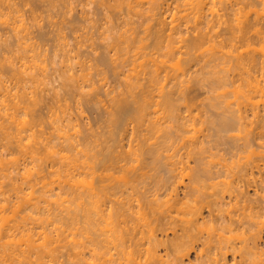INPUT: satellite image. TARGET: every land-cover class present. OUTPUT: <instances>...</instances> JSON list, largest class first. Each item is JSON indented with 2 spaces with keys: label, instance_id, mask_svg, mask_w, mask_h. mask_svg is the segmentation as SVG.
<instances>
[{
  "label": "rangeland",
  "instance_id": "obj_1",
  "mask_svg": "<svg viewBox=\"0 0 264 264\" xmlns=\"http://www.w3.org/2000/svg\"><path fill=\"white\" fill-rule=\"evenodd\" d=\"M8 1V2H7ZM10 1L12 2L11 4H10ZM27 1V2H26ZM25 2H24V0H5V5H4V3H3V7L2 6H0V49L2 50H0V60L1 61H3V62H0V64L1 63H3V66H1L0 67V83H2L3 85L0 87L1 89H2V87L4 86V88H6V90H8L9 88V91H8V93H9V95L10 96H8V99H6V98H4V97H7L6 96V94H8V93H5L4 95H0V97H2V96H4V97H2L3 98V100H2V104L1 105H3V103H5L4 105H6V103H8L6 106H9L10 104V106L8 107V112H9V110L12 108V106H14V105H12V103H11V101H9V100H12L13 101V99H14V97L15 96H17V94H18V96H17V98H18V102H20L21 100H22V94L23 95H25V96H23V98H25V97H28L27 99H29V100H31V104H30V102H27L28 104H30L31 106H34L33 108L30 106V109H28L29 108V105L25 102V101H27V99L25 100V101H23L24 102V104H22L21 103V105L19 106V108H22L25 104L27 105H25L24 106V108L25 107H27V109L28 110H31L32 111V109H33V111L35 110V112H34V114H32L33 113V111H32V113H30V111H28L27 109H26V112H25V115L23 114H21V111H17V110H15L14 112L17 114L18 112L21 114H19L20 115V117L19 116H17L18 118L17 119H23L24 121L25 120H27L28 118H29V120L31 121V119H30V116L32 115V117L33 118H36L37 117V115H38V117L39 116H41V122H43L44 121V123L42 124V123H38V126H39V129L41 128V127H44V128H41L42 130H43V133L41 134V132L39 133L38 131H39V129H37L38 128V126H37V124H35L34 125V127L36 126V130H38L37 132L39 133V135H38V133L36 134L37 135V137L35 136V139H37L38 138V136H39V140H37V141H43L42 140V136H40V134L41 135H43V139H44V137H48V136H50V134L49 133H51V128H50V125H51V127L52 126H54L53 127V133H55L56 132V126H55V124H54V118H55V116L56 115H58V117H59V119L64 115L65 116V113L66 112H69L68 114H70V115H72V116H70V117H73V118H71V121H70V123L73 121V123L74 124H76V123H78L75 127H74V124L73 123H71V124H73V131H69V132H67V133H65V135L67 134V136L69 135V134H71V135H69V136H72L71 138H77L78 136L77 135H79V141H77L78 143L80 142V144L82 143L83 144V141H84V139L86 138V135H88L87 137H89L90 136V138L92 139V141H94V136L95 135H97V133L96 132H99L100 131V127H101V125L102 126H104V125H106V124H104L103 125V123H104V121H105V119H106V117H105V115H107L109 112H112V111H110L111 109V105H110V101H112L113 99V97L115 96V97H117L118 96V93H122L121 91H122V89L124 88V84H125V82H123V81H125L124 79H125V77H123V74H124V76H125V74H126V71H127V69H129L130 68V65H128V66H126V64H125V66L127 67V69H126V67L125 66H123L122 65V63H123V59H125V55H128L129 57L133 54L132 52H133V50L132 49H130V48H127V47H129L128 45H130V44H128L127 43V47H123V46H126V45H122L123 44V42L122 41H120L119 40V38L120 39H122V37H124L125 39H126V41H127V38H126V34H127V36L130 34L131 35V33L133 32V28L135 29H137V30H134V33L136 34V33H138L136 36H134V37H139V34H140V37L142 36V35H145L146 33H145V31H144V33L142 32L143 31V29H146V27H148V26H153L154 24L153 23H155L153 20L151 21V18H149V16L152 14V13H150V15L147 17V18H149V19H146V15H143L142 16V12L144 11L143 9H144V6L147 8L148 7V5H156V3H158V2H162V3H158V4H160V5H162V6H159V9H160V12L163 14H161L160 12H159V15L161 14L162 16L160 17L159 16V18L160 19H162L163 18V20H161V21H163V22H168L169 24L171 23V21H172V17L175 19V23L177 24V22H178V19L180 18V16H183L184 15V11H186V10H188L187 8L188 7H186L185 9H184V1H176L177 3L176 4H174L175 2H173V1H175V0H173V1H171V0H169V2H168V0L167 1H164V0H159L158 2H157V0H152L153 2H151L150 0H146V2H145V0H139V1H137V0H133L132 2H137V4L138 5H140L139 7L141 8V5L143 6L141 9L143 10H138L139 12H137L136 11V7H138V6H136V5H133V6H135V10L134 11H132L131 10V12H130V14L129 13H127V11L128 10H130V9H132V8H130V9H128L127 8V5L126 4H128V2H125L126 4V6H124V3H121V0H26ZM28 1H30L29 3H28ZM110 1V2H109ZM118 1V2H117ZM217 1V0H216ZM221 0H219V2H220ZM238 1H245L244 3L243 2H241V4L238 2ZM230 0V1H228V0H222L220 3H218V1L215 3V0H213V2L215 3H213V7H214V9L213 10H218L217 12L219 13V14H217V12L215 11V14H211V12L213 11H205V15L204 16H202L201 17V19L203 18V17H205V18H208V19H202V20H198L197 22L199 23L200 22V24H197V22H195L196 23V25H195V23H193V22H191V21H189L190 23H189V25L186 23V24H183L184 23V21H185V19L183 18L182 20V22L180 21L179 23L181 24L179 27H182V25H183V28H179V32L181 31V33L182 34H178L177 36H175V39L177 40V42H176V40H175V43H177L178 44V46L179 45H181L182 43V46L184 47V49L186 50V48H185V45L188 43L186 40L187 39H189V38H193L194 36H196V32L195 31H197V29H201L202 31H204V32H209V34L214 38V34L215 33H217V35H218V37L215 35V38L213 39L212 37H210L211 39H213V41L215 42L214 43V45H215V48H214V46H212L211 47V43H213V42H206V44L205 45H203V47L202 46H200L199 47V49H193V50H191L190 52H192V51H194L195 50V52H194V55H196L197 54V56H194L193 55V53H190V54H192V55H190L189 56V61H187V62H185V58H188V54H185L186 52L184 51V52H181L182 54H183V57H184V59H182L183 57L182 56H180V54L181 53H179V54H177V56H180V57H182L181 59H182V63H184L186 66H184L183 68L185 69V68H187L188 69V71L186 72V71H184V73H183V77L182 76H180L179 77V79L180 80H178V82H175V81H177V79L175 78L174 79V76H173V78L171 77V80H169L168 79V81H169V83H168V81L167 80H164L165 81V83H164V81L162 80V84H164V87L166 88L167 86H168V88L167 89H169V87H171V86H173V88H175V89H172V87H171V89H172V91H171V89H169V90H167V89H165V91H163V92H167V91H170L171 92V94H170V101H171V99H175V101L174 102H176L177 104H174V102H173V107H175L174 108V110H177V108L179 109L180 108V110L178 111L177 110V113L176 114H178V113H180V111L182 112L181 114H179V117H180V115H181V117H183L184 115V117L183 118H187V121L184 119V121H186V122H192V123H189L190 125H188V127H187V129H186V132H184V133H180V131H176V127H175V123H173L172 121H174V120H172L171 119V123L172 124H174L172 127H173V129L175 130L174 132H173V130H171L170 128H169V126L171 127V125L172 124H170V118H169V116H168V113L166 114V112H164L165 110V105L163 104V106H161V107H163V109H161V107H159L160 109L158 110V107L157 106H155L154 108H157V110L158 111H156V113L154 114V113H152L151 114V117H153L152 119H154V117L156 118L158 115H161V116H158L160 119H158L159 120V122H161L160 123V125H162V128L160 127L159 129L161 130H156V133H155V130L153 131V132H150L151 134H149L148 132H146L147 133V137H149V143L151 142V143H153V141L154 140H156L157 139V137H159L158 139H160L161 141L165 138V137H170L171 138V136H172V138H171V142L173 143V144H169V142H168V146L167 147H165V149L164 150H161L162 152L164 151V154H166L165 156L163 155V154H161L162 155V157H163V159L162 160H164V162H165V159L164 158H166L167 156L169 157V158H171V157H173L172 159H171V161L172 160H176V161H179V160H177L178 158L180 159H182V162L184 163V166H183V163H180V165H177V167L179 166V168H180V166H182V168L183 167H185V169L187 170H185L186 172H184V174L186 175V177H187V179H186V177H184L183 178V183H185L184 185H181V186H179L180 188H178V189H176V191H177V193H176V195H178V196H180V197H178L177 198V200H181V199H183L184 197H183V194H185V185H187V187H186V193L187 194H189V196L188 195H186V196H188V197H190L191 195H193V193H198L199 191H201V192H199L200 194L201 193H203L202 195H204V196H202V195H200L199 193V195L197 194H194V196L196 195V196H199V197H201V200H200V198H198V199H196L197 197L195 196V198H193V196L192 197H190V200H189V198L187 197H185L183 200L184 201H186L187 202V200L186 199H188L189 201H190V203H188L187 202V204H190L191 206H193V208H195V204H196V207L198 206L197 204H199V206L197 207V208H199V211H200V207H202V205L200 204V203H198V202H204L205 201V196H207L206 198L208 199L207 201H205L204 203H202L203 204V206H205V205H208L206 208L205 207H202L201 208V211H200V213H201V215L199 214V213H197L196 215H198L197 217H196V215H194V216H191L190 217V219H193V218H196V220L198 221V224H199V228H201L199 231H197V236L200 234V233H202V238L201 237H199V239L201 240L200 242H197L196 243V245H195V249L193 248L191 251H190V253L188 254V256L185 258V264H196L197 262L195 261L196 259H194V258H196L195 257V255H196V253H198V251L199 250H202L203 249V253H205L204 255H206V256H208V258H210V261H212L211 263H214L213 262V260L215 259H217L218 258V260L221 262V263H223L224 261L223 260H225L228 264H234V261H232V262H230V260H231V257H234V256H232V254H230V253H228L225 257H223V255L222 256H220L219 254H220V251L218 252V250L217 249H219V248H215V247H211V252H210V248L209 249H207L204 245H202L203 244V242L202 241H208V240H210V241H214V243L215 242H217V244H218V242H219V240H220V242H222V243H219L218 245L220 246V245H224V246H228V245H231V246H233L234 244L235 245H237L236 247H239V244L240 245H242V240H240V239H242L241 238V236H244V235H246V236H248L247 234H241V232H242V230L241 229H235V230H233L232 231V229H234V227L232 226V229H231V231L229 232H226L227 230H221L220 228L218 229V225H219V221L221 220V217H228V219H230V218H232L233 220H235V219H237V216H238V218H240L241 220L243 219V218H241V217H243L244 215L243 214H245V216L246 217H244V221L245 222H247V220H248V223H251L252 224V221H253V223H256L255 225L254 224H252V225H254V226H256V225H258L259 227H257L256 226V228L254 227V226H252L251 225V231L250 230H248V234H249V237L251 236L250 235V232H251V234H253L252 232H253V228L255 229L254 231H256V233H254V235L256 234V236L258 237L257 238V243H258V248H259V250H261V253H258L257 254V256H255L254 255V258L256 257H258L257 258V260H259V262L258 263H256V258L254 259L252 256H251V258H249L248 259V261H246V264H248V262H250L251 260H252V258H253V260H254V264H262L263 262L262 261H264V206H263V202H261V204L260 205H258V202H257V204L256 203H254L255 202V200H257V201H260V200H258V198H260L261 199V196H262V198H263V195H264V190L262 189V186H261V184L263 185V180H261L262 178H264V109H263V105H264V96H260V95H263L264 94V90H261V88L262 89H264V87H263V84H264V81H262V80H264V78L262 79V76L261 75H263L264 73V68L262 69V67L261 66H264L263 65V63L260 65V67L259 66H257V68L259 67V69L260 70H258V72L260 71V73H259V75H258V72L256 71V75H257V77L256 78H258V77H260L261 76V79L260 78H258L260 81H258V82H256L257 84L256 85H258V83L260 82V84H259V86L260 87H258L257 86V88L256 89H253V88H255L254 87V85H255V82H254V80H251V81H253V82H251V84H249V85H251L252 86V88H251V86H248V83H247V78L245 79V81L243 80V78L242 77H245L244 76V74H243V76L241 75V73H244L243 71L242 72H240L239 71V68H242V67H240L239 65L236 67V65L234 64L233 65V63L234 62H232V63H229L230 62V60L228 59V58H232L231 56V54H230V51L232 50L233 52H234V47H232L231 45H229L228 46V44H230V43H227V39H229V37H230V35H231V31L232 30H229V27H226V24H228V23H226L225 25H223L224 23V20H225V22L226 21H228V22H230V21H233V22H230L231 23V25L230 24H228V26H230L231 28L230 29H234L235 30V28H237L238 27V25H240V24H243L244 22H246V21H244L245 19L243 18V17H247L248 19H250L249 21L250 22H253L254 21V19H258L259 18V21L258 20H255L254 22H262L260 25L261 26H263L262 28H264V0H259L258 2L256 1V0H254V2L255 3H253V4H255V5H253V6H251L252 4H251V2L249 3V4H251V5H249L248 4V0H247V2H246V0ZM252 1V0H251ZM6 2H7V4H6ZM45 2V3H44ZM114 2V3H113ZM130 2H131V0H130ZM136 2L134 3V4H136ZM145 2V3H144ZM149 2L151 3V4H149ZM155 2V3H154ZM169 3V5H167V3ZM179 2H181V3H179ZM182 2H183V4H182ZM231 2V3H230ZM237 4V6H236V4ZM253 2V1H252ZM9 3V4H8ZM25 3V4H24ZM28 3V4H27ZM33 3H34V5H33ZM36 3V4H35ZM104 3V4H103ZM118 3H119V5H118ZM140 3V4H139ZM142 3H144V4H147V5H144V4H142ZM153 3V4H152ZM171 3V4H170ZM182 5V7H180V5ZM224 3V4H223ZM228 3H230V5L228 4ZM238 3L240 4V5H238ZM245 3H247V5L250 7V8H254V9H256V11H257V13H255L256 11H253L255 14H253V12H251V10H249L250 8L247 6H245ZM32 4V5H31ZM67 4V5H66ZM114 4V5H113ZM218 4H220V5H218ZM6 5H8V6H6ZM102 5H103V7H102ZM172 5V6H171ZM177 5L180 7L179 8V11H180V15H178L179 14V11H178V13L177 12H173L172 10H174L175 9V11H176V8H177ZM222 5V6H221ZM223 5H225V6H223ZM227 5V6H226ZM229 5V6H228ZM233 5V6H232ZM169 7L170 9H172L173 7V9L172 10H169V9H167L166 7ZM211 6V8H212V4L210 5ZM215 6H218V7H215ZM231 6H232V8H233V10H232V8H231ZM235 6V7H234ZM244 8H243V7ZM8 7V8H7ZM67 7V8H66ZM104 7L106 8L105 10H104ZM122 7V8H121ZM123 7H126L128 10L126 11V8H124L123 9ZM161 7H163L162 9H161ZM176 7V8H175ZM226 7V8H225ZM229 7V8H228ZM166 8V9H165ZM219 8V9H218ZM224 8V9H223ZM235 8V9H234ZM238 8V9H237ZM239 8H240V10H239ZM243 8V9H242ZM2 9V10H1ZM12 9V10H11ZM123 9V10H122ZM226 9V10H225ZM242 9V10H241ZM253 9V10H254ZM4 10V11H3ZM69 10V11H68ZM122 10V11H121ZM169 10V11H168ZM178 10V9H177ZM182 10V11H181ZM184 10V11H183ZM225 10V11H224ZM232 12V13H230V11ZM238 12H237V11ZM136 11V12H135ZM142 11V12H141ZM165 11V12H164ZM234 11V12H233ZM236 11V12H235ZM241 11V12H240ZM249 11H250V13H249ZM3 12V13H2ZM68 12V13H67ZM119 12V13H118ZM126 12V13H125ZM129 12V11H128ZM133 12H135L134 14H133ZM145 12V11H144ZM158 12V11H157ZM164 12V13H163ZM182 12V13H181ZM188 12V11H187ZM186 12V13H187ZM228 12V13H227ZM240 12V13H239ZM248 12V16L247 15H245V13H247ZM8 13V15H5V14H7ZM13 13V15H11ZM15 13V14H14ZM118 13V14H117ZM138 13V14H137ZM173 13H176L175 15H178V17H174L175 15H173ZM185 13V14H186ZM237 13V14H236ZM243 13V14H242ZM4 14V15H3ZM10 14V15H9ZM145 14V13H144ZM147 14V13H146ZM183 14V15H182ZM209 14H211V16H209ZM217 14V15H216ZM221 14H222V16H221ZM234 14V15H233ZM240 14H241V16H240ZM3 15V16H2ZM126 15V16H125ZM148 15V14H147ZM216 15V16H215ZM219 15V16H218ZM237 15H239V16H237ZM254 15V16H253ZM257 15H259V16H257ZM145 16V17H144ZM226 16V17H225ZM230 16V17H229ZM243 16V17H242ZM7 18V19H5V18ZM220 17V19H218L217 20V18H219ZM222 17V18H221ZM229 17V18H228ZM242 17V19H243V21L244 22H241L242 20H240V18ZM255 17V18H254ZM14 18V19H13ZM142 18V19H141ZM144 18V19H143ZM152 18H154V16L152 17ZM155 18H158V15H156L155 16ZM165 18V19H164ZM176 18H177V20H176ZM213 19L214 21L213 22H215L214 24H216L215 26H214V24L212 25V21L210 22L209 21V19ZM236 18H239V20H238V23H240V24H236L237 23V20H236ZM254 18V19H253ZM16 19V20H15ZM171 19V20H170ZM211 19V20H212ZM236 21H235V20ZM247 19V20H248ZM251 19H253V21L251 20ZM262 19V20H261ZM7 22H6V21ZM12 20V21H11ZM17 20H18V22H17ZM73 20V21H72ZM127 21L126 23H124V22H122V21ZM147 20H149L148 21V23H147V26H146V22H147ZM164 20H166V21H164ZM179 20H181V18L179 19ZM207 20V22H208V25H205V24H203L201 21H206ZM230 20V21H229ZM261 20V21H260ZM170 21V22H169ZM219 21V22H218ZM240 21V22H239ZM6 22V23H5ZM13 22H14V26H13ZM24 23V25H22L23 23ZM120 22H122V23H120ZM145 22V23H144ZM153 22V23H152ZM210 22V23H209ZM217 22V23H216ZM22 23V24H21ZM70 23V24H69ZM150 23V24H149ZM201 23H202V25H201ZM218 23H222V25H220L219 26V24ZM235 23V24H234ZM72 24L74 25V26H72ZM118 24H120L121 26H119ZM122 24H124V26L122 25ZM153 24V25H152ZM167 24V23H166ZM232 24L235 26V28H234V26H232ZM263 24V25H262ZM16 25V26H15ZM26 25V26H25ZM71 25V26H70ZM77 25V26H76ZM128 25V26H127ZM185 25H188L187 26V28H186V26ZM196 26V27H198L196 30H195V28H194V26ZM200 25V26H199ZM12 26H13V28H14V30L13 29H11L12 28ZM19 26H20V28H19ZM23 26H25V27H23ZM130 26H133L132 28L130 27ZM146 26V27H145ZM193 26V27H192ZM203 26V27H202ZM208 26H211V27H207L208 28V30H206L205 31V29H207L206 27ZM216 28H214V27ZM258 26H259V24H258ZM11 27V28H10ZM18 28V29H16V28ZM22 27H23V29H22ZM47 27H48V29H47ZM220 27V28H219ZM240 27V26H239ZM260 27V26H259ZM38 28V29H37ZM40 28V29H39ZM59 28V29H58ZM62 28V29H61ZM129 28V29H128ZM131 28V29H130ZM184 28H186V29H184ZM192 28H194L193 30H192ZM213 28H214V30H213ZM218 28H219V31H218ZM226 28H227V30H229L228 31V33H224L223 31H225L226 30ZM24 29L26 30V31H24ZM45 29H46V31H45ZM61 29V30H60ZM69 29V30H68ZM73 29V31H71ZM119 29H120V31H119ZM139 29H142L141 31L139 30ZM152 29V28H151ZM182 29H184V30H182ZM211 29V30H210ZM9 30H11L10 32H9ZM28 30V31H27ZM41 30H43V31H41ZM52 30V31H51ZM57 30V31H56ZM122 30V31H121ZM132 30V31H131ZM195 30V31H194ZM214 32H213V31ZM217 30V31H216ZM223 30V31H222ZM226 30V31H227ZM15 31H18V32H15ZM29 36V37H31V38H29L24 32ZM46 32V34H45V32ZM130 31V32H129ZM137 31V32H136ZM185 33V34H183V32ZM13 32H14V34H13ZM30 32V33H29ZM122 32V33H121ZM124 32V33H123ZM125 32H127V33H125ZM139 32H141V33H139ZM147 32V31H146ZM219 32H221L220 34H219ZM223 32V33H222ZM20 33V34H19ZM42 33L44 34V35H42ZM54 33H55V35H54ZM114 33V36H112V34ZM119 33H121V35L119 34ZM143 33V34H142ZM167 33V32H166ZM214 33V34H213ZM12 34V35H11ZM18 34V35H17ZM22 34H24L23 36L25 37H28L29 39H27V38H24V41H26V39L32 44L33 43V45H31L32 47L34 46V44L37 46V48H36V52L37 51H39L38 53H37V55H38V58H37V56H34L33 58L35 59H33L29 54H31L32 55V53L33 52H30L29 51V53L28 54H26V53H21L22 52V50H23V44L22 45H17V43H16V41L17 40H21V38H22ZM37 34V35H36ZM60 34H62V35H60ZM84 34V35H83ZM123 34H125L124 36H123ZM188 34H189V36H188ZM193 34V35H192ZM230 34V35H229ZM15 35V36H14ZM39 35H40V37H39ZM42 35V36H41ZM59 35V36H58ZM72 35H73V37H72ZM116 35V36H115ZM183 35V36H182ZM222 35H223V37H222ZM229 35V36H228ZM47 36V37H46ZM54 36V37H53ZM71 36V37H70ZM79 36H81V37H79ZM84 36V37H83ZM87 36V37H86ZM146 36V35H145ZM144 36V37H145ZM182 36V38L184 37L186 40V42L183 40V42L181 43L180 42V40H179V38ZM187 36V37H186ZM208 37H209V35H207ZM226 36V37H225ZM247 36H248V33H247ZM20 39H19V38ZM43 37V38H42ZM45 37H46V39H45ZM57 37V38H56ZM79 37V38H78ZM133 37V38H134ZM11 38H13V39H11ZM72 38V39H71ZM74 38V39H73ZM76 38L77 39H79V40H76ZM81 38H82V40H81ZM90 38H92V39H90ZM115 38V39H114ZM118 38V39H117ZM178 38V39H177ZM183 38V39H184ZM191 38V39H192ZM216 38H218V39H216ZM35 39V40H34ZM47 39H49V40H47ZM60 39V40H59ZM62 39V40H61ZM65 39H66V41H65ZM85 39V40H84ZM87 39V40H86ZM124 39V40H125ZM128 39H132V36H131V38H130V36H129V38ZM181 39V38H180ZM219 39H221V40H219ZM254 39H259V38H253V40ZM31 40V41H30ZM44 40H45V43H44ZM47 40V41H46ZM59 42H58V41ZM73 40V41H72ZM89 40V41H88ZM93 40V41H92ZM109 40V41H108ZM130 40H128V41H130ZM179 40V41H178ZM227 40V41H226ZM253 40H252V44H250V46H249V48H251V47H253V48H255V49H257L258 51L260 50L259 48H260V45L262 44H264V40H263V43H262V40H261V42H259L258 40H254V41H258V44L256 43V42H253ZM27 41V42H28ZM35 41H36V43H35ZM39 41V42H38ZM56 41H57V43H56ZM77 41V42H76ZM90 41H92V42H90ZM108 41V42H107ZM113 41V42H112ZM127 41V42H128ZM189 41V40H188ZM16 44H15V43ZM18 42V41H17ZM22 42V41H21ZM29 42L27 43V44H29ZM42 42V43H41ZM75 44H74V43ZM78 42H81V43H79L78 44ZM88 42V43H87ZM112 42V43H111ZM115 42V43H114ZM117 42H118V44H117ZM120 42L122 43V44H120ZM181 44H180V43ZM12 43V44H11ZM20 42H18V44H19ZM59 43V44H58ZM64 43H65V45H64ZM70 43V44H69ZM87 43V44H86ZM90 43V44H89ZM108 43V44H107ZM129 43H131V41L129 42ZM147 43V42H146ZM216 43H217V45H216ZM226 43H227V45H226ZM256 43V44H255ZM259 43H261V44H259ZM3 44V45H2ZM8 44V45H7ZM11 44V45H10ZM67 44V45H66ZM84 46V45H86V46H82V45ZM93 44V45H92ZM122 45V47H120L119 49H118V47H117V45ZM124 44H126L125 42H124ZM148 44V43H147ZM209 44V45H208ZM224 45V47H223V45ZM232 44H235V45H237L238 43H236V39H235V41H234V43L232 42ZM14 45V46H13ZM39 45V46H38ZM45 45V46H44ZM54 45V46H53ZM57 45H59L58 47H57ZM70 45V46H69ZM72 45V46H71ZM78 45H80V48L78 47ZM94 46V47H88V46ZM106 45H107V47H106ZM176 45V44H175ZM239 45V44H238ZM5 46V47H4ZM10 46V47H9ZM13 46V47H12ZM21 46V47H20ZM36 46H34V47H36ZM44 46V47H43ZM64 46V50L62 49V47ZM78 47V48H74V47ZM99 46V47H98ZM109 46H112V47H110L109 48ZM15 47V48H14ZM19 48V49H16V48ZM40 47H42V48H40ZM60 47V48H59ZM103 47H106V50H105V48H103ZM117 47V48H116ZM131 48H132V45L130 46ZM218 47V48H217ZM248 47V46H247ZM247 47H245V48H247ZM263 47V46H262ZM4 48V49H3ZM8 48V49H7ZM39 48H40V50H39ZM76 51V53L74 54V52L75 51H72L73 49ZM85 48V49H84ZM94 48V49H93ZM116 48V49H115ZM121 48H127V49H130L131 50V52H130V50H125L124 49V51H125V53L126 54H122V56H121V51H122V53H124V51H123V49H121ZM182 48V47H181ZM180 48V51H183L182 49ZM202 48V49H201ZM215 49L216 51H215V53H217V52H220V54H222V52H223V50L226 52V54L228 53V54H230L229 56H225V55H223V59H222V57L221 58H217L218 59V61H220V63H217L218 61H217V59L216 58H214V57H210L211 56V54L214 52L212 49ZM217 48V49H216ZM220 48H222V52L220 51ZM224 48V49H223ZM244 47L242 48V49H245ZM11 49H12V51H11ZM45 49H47V50H45ZM81 49V50H80ZM88 49V50H87ZM97 49V50H96ZM103 50V51H101V50ZM118 49V50H117ZM210 49L212 50L211 51V54L209 53L210 52ZM230 49V50H229ZM248 49V48H247ZM7 50V51H6ZM16 50V51H15ZM17 50H19V51H21L20 53L17 51ZM44 50V51H43ZM59 50V51H58ZM82 52L83 51V54L85 55V57H84V55H82V53H79L80 51ZM96 52H95V51ZM100 50V51H99ZM108 50V51H107ZM115 52H114V51ZM149 50V49H148ZM219 50V51H218ZM251 50L253 51V49L251 48ZM262 50H263V48H262ZM261 50V51H262ZM6 51V52H5ZM42 51V52H41ZM52 51V52H51ZM59 53H58V52ZM67 52L66 54L64 53V52ZM79 51V52H78ZM85 51V52H84ZM90 53H89V52ZM117 51H118V54H116L117 53ZM208 53H207V52ZM231 51V52H232ZM44 52V53H43ZM72 52V53H71ZM77 52H78V57L77 56H75V55H77ZM92 52L94 53V55H96L95 53H97V55L96 56H94L93 54H92ZM101 54H99V53ZM109 52V53H108ZM112 52H113V54H112ZM232 52V53H233ZM254 52H255V50H254ZM257 52V51H256ZM16 53V54H15ZM47 53V54H46ZM50 54V56H49V54ZM56 53V54H55ZM66 55H64V54ZM86 53V54H85ZM106 53V54H105ZM114 53H115V55H114ZM119 53H120V55H119ZM199 53V54H198ZM204 53V54H203ZM258 53V52H257ZM4 54H5V56H7V57H4ZM11 54V55H10ZM18 54V55H17ZM20 54H23L24 55V57H29V60H30V58H32L31 59V61L33 60V63L30 61H28V62H26V64H25V66H27L28 67V69L25 71L24 70V72H22V73H25V75L24 74H20L19 72L21 71L20 69H23L21 66L22 65H20V64H22L21 62H25V60L23 61V60H20V57L19 56H22V55H20ZM53 54H55V55H53ZM64 56H63V55ZM68 54V55H67ZM184 54H185V56H184ZM207 54H209V55H207ZM219 54V53H218ZM219 54V55H220ZM223 54H224V52H223ZM233 54H235V52L233 53ZM14 55V56H13ZM15 55H17L16 57L19 59V60H16L17 58L15 57ZM26 55V56H25ZM39 55H40V57H39ZM46 57H45V56ZM81 55V58H82V60H81V58L79 59V56ZM87 55V56H86ZM99 55V56H98ZM104 55H106V57L107 56H109V57H111V58H113V61H112V59L111 58H106V57H104ZM119 55V56H118ZM204 55V56H203ZM217 55V54H216ZM219 55H218V57H219ZM4 58H3V57ZM10 56H11V58H10ZM43 56V57H42ZM69 56H71V58L69 57ZM93 56V57H92ZM203 56V57H202ZM207 56V58H205ZM2 57V58H1ZM13 57L15 58V59H13ZM41 57H42V59H41ZM59 57V58H58ZM61 57V58H60ZM69 57V58H68ZM75 57H76V59H78V60H76L75 59ZM88 57V59H86ZM96 57L98 58V59H96ZM100 57V58H99ZM101 57H102V59L104 60V61H107V59L109 60L106 64L104 63V64H102L100 61H102V59H101ZM104 57V58H103ZM118 57H119V59H120V57L122 58V57H124V58H122V59H120L121 61H117L116 62V59L117 60H119L118 59ZM129 57H127V58H129ZM191 57H192V59H191ZM196 58V60L194 59V58ZM224 57H227V58H224ZM26 58V59H27ZM43 58H45V60L43 59ZM52 58V59H51ZM66 58V59H65ZM67 58L68 59H71V63H70V61H67L66 62V60H67ZM74 58V59H73ZM90 58V59H89ZM92 58H94V59H96L97 61L99 60V64L98 65H100V66H98L97 64H95L96 63V60L94 61ZM201 60H200V59ZM204 59V61L205 62H208V63H205V65L203 64L204 63V61H203V59ZM208 58H210V60H211V58H214L213 59V61L211 60H209ZM263 58V57H262ZM262 58H261V60H262ZM51 59V60H50ZM61 59V60H60ZM63 59H65V61H64V63H66V65L63 63ZM86 59V60H85ZM115 59V60H114ZM201 61H199V60ZM206 59H208V61L206 60ZM220 59V60H219ZM225 59H227V60H225ZM8 60V61H7ZM13 60H16V61H13ZM53 60H54V62H53ZM59 60V61H58ZM77 61V63H76V61ZM81 60V62L84 60V61H87L86 62V66H87V64H89L88 65V71H84L85 73H89V74H92V76H91V81L89 80V78H90V76H89V74H88V77L86 76V77H82V79H80L81 78V75H82V72H80L81 73V75H77V77H78V81L76 80V78H74L75 76L74 75H76V74H80L79 72H78V69L80 68V66H79V64H80V61ZM88 60H90V61H92L91 63H93V61L95 62L94 64L97 66V67H99V70H101V71H104L103 69H105V71H104V73H100V71L98 70L97 71V67H95V65H93L92 66V70L90 69L91 68V63H89L90 61H88ZM123 60V61H122ZM126 60V59H125ZM192 61V64L190 63L191 61ZM193 60H195V61H193ZM215 60V61H214ZM224 60V61H223ZM260 60V61H261ZM5 61H7V62H5ZM12 61V62H11ZM40 61H43V62H40ZM47 61V62H46ZM57 61L59 62L58 64H57ZM62 61V62H61ZM116 62V66H117V68L115 67V63H113V62ZM217 61V62H216ZM227 61V62H226ZM231 61H233V59L231 60ZM8 62H9V65H7L8 64ZM14 62H15V65L18 67V65L21 67L20 69H19V67H18V70L19 71H16L15 70V68H17L15 65H14ZM19 62V64H17V63ZM52 62V63H51ZM74 62V63H73ZM111 62V63H110ZM125 62V61H124ZM180 62V63H181ZM191 64V66H190V64ZM194 62H197V64L196 63H194ZM203 62V63H202ZM224 62H226V64L224 63ZM262 62H264V60H262ZM37 63H38V67H39V64L41 63V68H34V69H32L31 68V66L32 65H35V67H37ZM64 65H63V64ZM79 63V64H78ZM108 63H110L111 65H109V67L107 68V65H108ZM118 63V64H117ZM119 63H121V64H119ZM125 63H127V62H125ZM182 63H181V66H183L182 65ZM217 63V64H216ZM225 65H224V64ZM6 66H5V65ZM14 66H13V65ZM29 64V65H28ZM55 64H57L56 66H55ZM62 64V65H61ZM67 64L69 65V64H71L72 66H70V67H68L67 66ZM74 64V65H73ZM220 64H222V65H220ZM227 64H228V66H232V68L231 67H228L227 66ZM232 64V65H231ZM31 65V66H30ZM102 65V66H101ZM106 66V68H104L105 66ZM123 66V68H122V66ZM194 65H199V66H194ZM203 67H201V66ZM204 65V66H203ZM209 65V66H208ZM213 65V66H212ZM8 66V67H7ZM44 66V67H43ZM67 66V68H65V67ZM112 66V67H111ZM120 66V67H119ZM225 66V67H224ZM236 67L237 69H235L234 67ZM7 67V68H6ZM11 67L12 68H14V70L12 69L11 70ZM44 69H43V68ZM77 68V70H75V68ZM101 67V68H100ZM200 67H201V69H200ZM205 67H208V68H206L205 69ZM227 67V68H226ZM3 68H4V70H3ZM56 68V69H55ZM61 68V69H60ZM95 68H96V70H95ZM103 68V69H102ZM182 68V67H181ZM182 68V69H183ZM226 69V71L224 70H222V69ZM233 68L235 69V70H233ZM29 69H32V70H34V71H32V70H30L31 72H32V74H34L36 71V73L37 74H35L36 76H34L33 77V75L30 73V71H29ZM56 70V71H54V70ZM61 71H60V70ZM67 69V70H66ZM69 69H71V70H69ZM89 69H90V71H89ZM93 69L95 70V71H97V73L95 72V71H93ZM115 69H117V70H115ZM121 69H123V70H121ZM203 69V70H202ZM231 69V70H230ZM40 70H41V72L43 73H41V74H39L40 73ZM59 70V71H58ZM62 70H63V74L61 73L62 72ZM66 70V71H65ZM230 71V72H228V71ZM236 70H238L237 71V73H239V74H237L236 73ZM241 70V69H240ZM254 70V69H253ZM256 70V69H255ZM261 70H262V72H261ZM5 74V76H4V74L2 73V72ZM10 71V73L8 74V72ZM11 71H12V74H11ZM13 71H15V72H13ZM28 71H29V73H28ZM44 71V72H43ZM54 71V72H53ZM67 71H69L67 74H65L66 75V77H62V78H60L59 79V75H64V73H66ZM75 72V73H73V74H70L71 72ZM92 71V72H91ZM117 71V72H116ZM167 71V70H166ZM199 71V72H198ZM202 73H201V72ZM232 71H235L234 73H232ZM78 72V73H77ZM84 72H83V74H84ZM102 75H100V76H97V75H99V73ZM119 72V73H118ZM172 72V71H171ZM169 73L170 75L169 76H172V74H173V72L172 73ZM197 74H196V73ZM13 73H15V74H13ZM28 74V77H30V79H34V81H31L32 83H30V81H29V79L27 80V74ZM54 73V75H52ZM56 73V74H55ZM60 73V74H59ZM123 73V74H122ZM203 73H205V74H203ZM3 74V75H2ZM46 74V75H45ZM58 74V75H57ZM86 74V75H87ZM112 74H113V76H112ZM195 74V76H193ZM225 74V75H224ZM233 74V75H232ZM234 74H236V75H234ZM255 74V73H254ZM261 74V75H260ZM6 75H8L9 77H11V75H12V77L11 78H9L8 76H6ZM17 76L18 78H19V75L21 76V77H24V81L23 80H21V79H23V78H16V80L19 82H17L15 79H13V76ZM32 75V76H31ZM44 75V76H43ZM52 76L53 77V79H55V80H58V81H60V84L59 83H57L58 81H55L54 80V84H53V82L51 83V77H49V76ZM64 75V76H65ZM85 75V74H84ZM109 75V76H108ZM174 75V74H173ZM186 77H185V76ZM193 76V78H190V77H192ZM224 75V76H223ZM240 76V77H238V76ZM2 76V77H1ZM38 76V77H37ZM41 76V77H40ZM46 76V77H45ZM57 76V77H56ZM68 76H69V78L71 77V76H74L73 77V80H75L76 81V83H75V81H74V85H73V81L71 80V81H69L71 84H69V82H66V81H68V80H70V79H67L66 80V78H68ZM95 76V77H94ZM111 76V77H110ZM118 76H119V78L122 80V82H123V85H122V83L120 82L121 80L118 78ZM190 76V77H189ZM219 77V79L218 80H216L218 77ZM221 76H223V77H221ZM232 78L231 80H230V78ZM242 76V77H241ZM264 76V75H263ZM4 77H5V79H4ZM116 77V78H115ZM234 77V78H233ZM238 79H236V78ZM15 78V77H14ZM36 78L38 79V80H36ZM50 78V79H49ZM83 78H85V79H83ZM113 78V79H112ZM117 78H118V80H117ZM188 78H189V80H188ZM225 78V79H224ZM241 78V79H240ZM7 79H9V81L7 80ZM12 79L14 80V81H12ZM52 79V80H53ZM184 79V80H183ZM197 79V80H196ZM241 81H240V80ZM21 82H20V81ZM26 80L27 81H29V82H27V84H26ZM36 80V81H35ZM49 80V81H48ZM65 81V82H63V81ZM85 80V81H84ZM174 80V81H173ZM183 80V81H182ZM237 80V81H236ZM257 80V79H256ZM7 81H8V83H7ZM22 81L25 83V85H27V86H25L23 83H22ZM79 81H80V83H79ZM83 81V82H82ZM112 81V82H111ZM142 81V82H141ZM140 82L141 83H143V80H141ZM175 82L176 84H174L173 82ZM180 81V82H179ZM213 81V82H212ZM216 81V82H215ZM218 81V82H217ZM219 81H222V82H219ZM230 81V82H229ZM235 83H234V82ZM239 81V82H238ZM243 81H244V83H243ZM50 82V83H49ZM78 82V83H77ZM85 82H87V83H85ZM107 82V83H106ZM111 84H110V83ZM115 82V83H114ZM10 83V84H9ZM20 83H22L21 85H24L25 87V89H24V92H23V90L21 89V88H19L18 86H21V85H19ZM65 86V88H64V86L62 85V84ZM65 83V84H64ZM67 83L69 84L68 86H67ZM83 83V84H82ZM85 83V84H84ZM97 83V86L95 85ZM101 85H100V84ZM119 85H118V84ZM140 83V84H141ZM167 83H168V85H167ZM241 83V84H240ZM250 83V82H249ZM263 83V84H262ZM5 84H7L6 85V87H5ZM103 84H105V85H103ZM109 84V85H108ZM120 84H121V86H120ZM145 84V83H144ZM166 84V85H165ZM174 84V85H173ZM177 84H178V86H177ZM181 84V85H180ZM231 84H235L234 86H232ZM242 84H244V85H242ZM11 85V86H10ZM14 85H15V89H14ZM79 85V86H78ZM92 85V86H91ZM143 85V84H142ZM180 85V86H179ZM185 85H187V87L185 86ZM240 85V86H239ZM242 85V86H241ZM13 86V87H12ZM17 86V87H16ZM29 86V87H28ZM57 87L56 89H55V87ZM86 88H85V87ZM90 86V87H89ZM103 86V87H102ZM107 86V87H106ZM114 86V87H113ZM174 86H176V87H174ZM59 87H60V89H59ZM66 87H70V89H71V92L73 91V94L71 93V92H69L68 91V93L66 92V90H68V88H66ZM77 87H79L78 89H79V91H77L78 89H77ZM80 87H82V88H80ZM97 87L100 89H98L97 90ZM116 87V88H115ZM120 87V88H119ZM239 87V88H238ZM241 87H246V88H242V89H240ZM249 87V88H248ZM62 88V89H61ZM65 90H64V89ZM75 90H73V89ZM106 88V89H108L109 88V90H106V91H108V93L104 90V89ZM139 88H141V87H139ZM12 89V90H11ZM26 89H28V90H26ZM58 89V90H57ZM69 89V90H70ZM83 89V90H82ZM92 89V90H91ZM114 89V90H113ZM121 90L120 92L118 91V90ZM185 89V90H184ZM247 89H249V90H247ZM252 91H251V90ZM22 90V92L23 93H20V91ZM53 90V91H52ZM55 90V91H54ZM117 92H116V91ZM167 90V91H166ZM173 90H176V91H173ZM182 90V91H181ZM244 90H246V91H244ZM255 90V92L256 93H253V91ZM256 90H258V91H256ZM259 90H260V92H259ZM30 91V92H29ZM32 91V92H31ZM35 93H34V92ZM90 91H92V92H90ZM96 91H98V92H96ZM105 91V92H104ZM111 91H115L114 93H112ZM125 90H123V92H124ZM153 91V90H152ZM157 91V90H156ZM153 91L152 92V94L154 93L155 95H157L158 94V92L159 91ZM179 91H181V92H179ZM243 91V92H242ZM15 92V93H14ZM58 94H57V93ZM96 92V93H95ZM110 92V93H109ZM138 91H137V89H136V93H137ZM172 92L174 93L173 95H175L176 96V94H178V92H179V95H181V94H183V92H184V94L185 95H181L182 96V99H178L179 98V95H178V98L176 97L175 98V96H173L172 98H171V95H172ZM246 92V93H245ZM248 92V93H247ZM33 93V94H32ZM70 93V94H69ZM76 93V94H75ZM107 93V94H106ZM112 93V94H111ZM176 93V94H175ZM181 93V94H180ZM245 93V94H244ZM260 93V94H259ZM15 94V95H14ZM20 94H21V96H20ZM31 96H30V95ZM64 94V95H63ZM68 94V95H67ZM85 94V95H84ZM92 94H93V97L91 98V96H92ZM95 94V95H94ZM116 94H117V96H116ZM167 94H169L168 92H167ZM246 94H248V95H246ZM259 94V95H258ZM14 95V96H13ZM27 95V96H26ZM77 95H79L78 97H76ZM90 95V96H89ZM96 95H98V96H96ZM105 95V96H104ZM189 96V98L188 97H186V96ZM12 96H13V99H12ZM20 96V97H19ZM30 96V97H29ZM38 96V99L40 100V101H45V102H40L39 100H36V99H33L32 97H34V98H36ZM53 96V97H52ZM94 96H96V97H94ZM103 96V97H102ZM107 96H108V98H107ZM11 99H10V98ZM56 99H55V98ZM58 97V98H57ZM73 97H75V98H73ZM80 97V98H79ZM88 97V98H87ZM183 97L184 98H186V99H188V101L185 99H183ZM2 98H0V99H2ZM21 98V100H19ZM31 98V99H30ZM53 98V99H52ZM79 98V99H78ZM81 98H82V100H81ZM95 98H97L96 99V101H95ZM99 98V99H98ZM102 100H101V99ZM111 98V99H110ZM159 98V97H158ZM161 98V97H160ZM261 98V99H260ZM4 99H6L5 100V102H3L4 101ZM15 99H16V97H15ZM15 99H14V101H15ZM43 99H45V100H43ZM51 99V102L49 101ZM80 100V101H78V100ZM93 99V100H92ZM105 99V100H104ZM179 100V101H177V100ZM28 100V101H29ZM59 100H60V102H59ZM90 101V102H93L94 104H95V106L97 107V109H96V107L94 108V105H93V108H92V103H90V102H87V101ZM107 100V101H106ZM108 100H109V102H108ZM156 100H157V98H156ZM155 100V101H156ZM6 101H8V102H6ZM14 101H13V104H14ZM76 101V102H75ZM83 101V102H82ZM104 101H106V103L104 102ZM158 101H159V99H158ZM170 101H169V103H170ZM183 101V102H182ZM190 101V102H189ZM9 102H10V104H9ZM18 102L17 101H15V103H17L18 104ZM36 102H38V104L36 103ZM47 102V103H46ZM53 102H55V103H53ZM78 102V103H77ZM80 102V103H79ZM86 102V103H85ZM96 102V103H95ZM98 102V103H97ZM172 102H171V104H172ZM187 102V103H186ZM34 103V105H32ZM38 105H36V104ZM42 103H44V105L42 104ZM50 103H53V104H50ZM57 103H58V107H57ZM181 103H184L183 105L181 104ZM261 103H263V104H261ZM41 104V105H40ZM83 104V105H82ZM85 104V105H84ZM89 104V105H88ZM91 104V105H90ZM105 104V105H104ZM107 104V105H106ZM160 104V103H159ZM169 105L170 107L172 106V105ZM179 104V105H178ZM187 104V107H185L184 105H186ZM258 104V105H257ZM1 105H0V107H1ZM23 105V106H22ZM40 105V106H39ZM47 105H48V107H47ZM50 105H52L51 107H50ZM81 105V106H80ZM110 105V106H109ZM161 105V104H160ZM4 107V108H7V107ZM35 106H36V108H35ZM59 106H60V108H59ZM89 106V107H88ZM91 106V107H90ZM101 106V107H100ZM102 106H104V109H103V107ZM107 106H109L108 108H106ZM177 106V107H176ZM179 106V107H178ZM3 107V106H2ZM11 107V108H10ZM42 107V108H41ZM47 107V109L46 110H44L45 108ZM56 107V108H55ZM189 107V108H188ZM262 107V108H261ZM10 108V109H9ZM14 108V107H13ZM35 108V109H34ZM42 110H41V109ZM51 108V109H50ZM54 108V109H53ZM87 108V109H86ZM98 108H100V110L98 109ZM101 108H102V110H101ZM166 108L168 109L169 107H167L166 106ZM188 108V109H187ZM2 109V108H1ZM36 109H38V110H36ZM70 109V110H69ZM89 109V110H88ZM92 109V110H91ZM108 109V110H107ZM110 109V110H109ZM113 109V108H112ZM227 109H229V110H227ZM231 109V110H230ZM49 110V111H48ZM51 110H52V112H51ZM56 110V111H55ZM63 110H65L66 112H62ZM69 110V111H68ZM105 110V111H104ZM188 110V111H187ZM233 110V111H232ZM235 110V111H234ZM17 111V112H16ZM23 111H25V110H23ZM38 113H37V112ZM54 111H55V113H54ZM96 113H98V114H95V112ZM99 111V112H98ZM102 111H104L105 113V115L103 114L102 115V117L100 116V114H102L103 112ZM227 111H229V112H227ZM13 112V109H11L10 110V113H13V114H15ZM41 112H44V114L43 113H41ZM46 112H47V115H46ZM159 114H158V113ZM163 112V113H162ZM231 112V113H230ZM235 112V113H234ZM29 113H30V115H29ZM37 115H36V114ZM39 113H41L40 115H39ZM54 113V115L52 116V114ZM60 113L62 114L63 113V115H60ZM16 114H15V117H16ZM17 114V115H18ZM49 114V115H48ZM56 114V115H55ZM68 114H66V117H67V115ZM95 114V115H94ZM167 115V116H165V118H166V122H165V120H163L164 119V115ZM223 114H226L225 116L223 115ZM27 115V116H26ZM42 115H44L43 117H42ZM223 115V116H222ZM230 117H229V116ZM261 115H263V119H262V116ZM1 116V115H0ZM22 116L24 117V118H22ZM29 116V117H28ZM63 116V119H62V121L61 122H64V124L62 125V124H60V126L62 127V129H63V127H64V129L63 130H65V127L68 125V122H66L65 121V119H67L66 117H64ZM69 116V115H68ZM107 116H109V115H107ZM136 116V115H135ZM163 116V117H162ZM243 117L244 116V118H243V120L244 121H242V118L241 117ZM246 116H247V118H246ZM5 117V116H4ZM36 118L37 119V121H38V119L39 118ZM96 117V118H95ZM134 117V116H133ZM223 117V118H222ZM228 117H229V119H228ZM241 118V122H239V124H238V126L237 125H235L234 123H238V121H239V119L238 118ZM26 118V119H25ZM51 118H53V119H51ZM56 118H57V116H56ZM69 118V117H68ZM103 118H105L104 120H103ZM135 118V117H134ZM134 118L132 119V120H134ZM227 118V119H226ZM235 118V119H234ZM36 119H34L35 121H36ZM42 119H43V121H42ZM51 119V120H50ZM59 119H57V120H59ZM73 119V120H72ZM94 119V120H93ZM100 119H102V120H100ZM108 119V118H107ZM106 119V120H107ZM130 119V118H129ZM128 119V120H129ZM138 119V118H137ZM137 119H135L136 120V122L138 121ZM168 119V120H167ZM220 119V120H219ZM222 119H224V120H222ZM234 119V120H233ZM261 119V120H260ZM3 121V118L2 117H0V124H1V122ZM28 120V122H30ZM97 120V121H96ZM98 120H100V122H98ZM134 120V121H135ZM192 120V121H191ZM219 122H217V121ZM233 120V121H232ZM238 120V121H237ZM263 120V121H262ZM4 121L6 122V117L4 118ZM53 121V122H52ZM131 121V120H130ZM133 121V122H134ZM169 121V122H168ZM223 121H224V123H225V121H228V122H226V123H228V124H230L231 122V126L232 127H234V128H232V130H231V126L230 125H226V123H225V125L227 126V127H225V125H222L221 123H223ZM234 121H236V122H234ZM5 122H3V123H5ZM7 122H9L8 120H7ZM27 122V121H26ZM53 124H52V123ZM65 122L67 123L66 124V126H65ZM98 122V123H97ZM132 121H131V123H132V126L131 125H128V126H126V131L128 132V134H125L124 135V132L122 133V135L123 136H127L128 137V135H129V138H123V136H121L122 137V139H123V141H122V139H120V141L118 142L119 143V145H118V143H117V145L115 144V146H119V147H116V148H121L122 147V145H124L123 146V149L121 148V150H122V152H127L130 148H132V150H134V148H136V142H134L133 144H131L130 142H132V141H134V140H132L133 138H130V136H132L131 134H130V131H131V129L133 128V126H134V123H135V126H134V128L136 127V129L138 128L137 127V123L139 122H134L133 123ZM175 122V121H174ZM262 122V123H261ZM70 123H69V128H70ZM89 123H90V127L91 128H89ZM100 123H102V124H100ZM166 123H169V126H167L166 125ZM187 123V124H188ZM215 123V124H214ZM6 124V123H5ZM8 124H10V123H7V125ZM13 124V123H12ZM39 124H41V126L39 125ZM81 124V125H80ZM83 124H84V126H83ZM91 124H93V125H91ZM98 124H99V129L97 128V126H98ZM139 124H140V122H139ZM138 124V125H139ZM146 124V123H145ZM95 125H97V126H95ZM164 125V126H163ZM216 125H218V126H216ZM262 125V128H260V126ZM12 127H10V128H8V130H7V132L5 131H0V170L2 171V173H4L5 175L4 176H6V177H4V179H0V186H1V184L2 185H4V182H6L7 184L9 183V181H12V183H11V185L14 187V185L16 186V191H18V193H20V192H22L21 193V195H19L15 190V193H14V191H12L11 190V188H12V186L11 185H9L8 187H7V184L6 185H4V186H1L0 188L2 189V187H4L5 189H7V190H9V191H7V190H5V189H3L4 191H5V194H6V197L5 198H8L9 197V203L11 202V203H13V202H18L17 201V199H16V201H15V198L19 195L20 197H22L21 199H19L18 198V200H22V199H25V200H27V199H29L30 197H32L30 200H32V202L34 201V199H36L37 197H38V192L40 191V190H42L43 191V189H44V191L47 189V187H48V189H50L51 187H52V184L53 183H55V184H53L55 187L57 186V187H59V182L58 181H60V180H62V178L64 177V175H63V173L61 174V175H63V176H61L62 178L61 179H59V177H60V175H58L57 173H56V175L54 174L55 173V171H56V169L59 167L58 166V164L57 163H60V160H59V154H53L52 156H51V159H50V155H49V153H52L51 151H49V152H47V151H45L44 152V150L43 151H41L42 149H39V151H41V153H40V155H39V157H40V160H37V162H34L33 160L31 161V159H29V158H23V157H21V156H19V154L16 152L17 150H16V148L14 147V144H15V142H17V138H16V135L15 136H12V135H14V133H16V130H14V129H16L17 127H16V125H11ZM82 126V127H81ZM87 128H86V127ZM216 126V127H215ZM224 126V127H223ZM235 126H237V127H235ZM9 127V126H8ZM16 127V128H15ZM92 127H93V129L95 128V130H98V131H92L93 129H92ZM131 129H130V128ZM145 128V126H141V128ZM168 127V128H167ZM230 129H229V128ZM11 128H13V129H11ZM68 127H66V130H69V129H67ZM89 128V129H88ZM103 129H101V130H104L106 127H102ZM140 128V129H141ZM165 128H166V131H165ZM226 128L227 129H229L228 131H226ZM1 129V128H0ZM12 130V132H11V130ZM76 129H77V131H80L81 132V130H83L81 133H79V132H77L76 131ZM92 129V130H91ZM170 129V130H169ZM217 129H218V131H217ZM222 129H225L224 131L222 130ZM2 130V129H1ZM10 130V131H9ZM66 130H65V132H66ZM70 130H72V126H71V128H70ZM88 130V131H87ZM106 130V129H105ZM104 130V131H105ZM153 129H150V131H152ZM170 131V133H169V131ZM33 131H35L34 130V128H33ZM90 131H92V132H90ZM104 131H101V132H104ZM158 131H160V132H158ZM222 131V132H221ZM225 131H226V133H225ZM45 132H46V134L47 135H45ZM57 132H58V134H57ZM56 132V135H59L60 133H62L63 131H61L60 133H59V131H57ZM77 132V133H76ZM86 134H85V133ZM94 132V133H93ZM127 132H125V133H127ZM162 132V133H161ZM165 132L167 133V136H166V134H165ZM172 132H173V134H172ZM178 132V133H177ZM217 132H218V134L220 135H217ZM9 134V136H7L8 134ZM12 133V134H11ZM64 133V132H63ZM63 133H62V137H65L64 135H63ZM74 133V134H73ZM75 133L77 134L75 137L73 136V135H75ZM79 133V134H78ZM90 133H93L94 134V136L92 137L91 136V134ZM96 133V134H95ZM160 133V134H159ZM176 133V134H175ZM222 133V134H221ZM5 134V135H4ZM81 134V135H80ZM84 134H85V138L83 139V136H84ZM92 134V135H93ZM153 134H155V135H153ZM159 134V135H158ZM163 134V135H162ZM165 134V135H164ZM170 134V135H169ZM179 134H181V135H179ZM13 137V139H11V136ZM45 135V136H44ZM98 135H100L99 133H98ZM149 135V136H148ZM174 135V136H173ZM175 135H177L176 137H175ZM5 136H7V138L5 137ZM17 136H19V135H17ZM53 139L56 137L57 138V136H55V134H53ZM81 136V137H80ZM161 136H163V138L161 137ZM165 136V137H164ZM60 137V136H59ZM62 137H60V140L62 139ZM120 137V138H121ZM155 137V138H154ZM178 137H180V138H178ZM15 138V139H14ZM40 138H41V140H40ZM50 139H52V133H51V136L49 137ZM78 138L76 139V140H78ZM94 138V139H93ZM151 138V139H150ZM153 138V139H152ZM162 138V139H161ZM169 138V139H170ZM174 138H176V139H174ZM9 139V140H8ZM83 139V140H82ZM91 139H89V140H91ZM128 139V140H127ZM132 140V141H130V140ZM173 139V140H172ZM14 140H16V141H14ZM57 140V139H56ZM60 140H57L58 142H61ZM160 140H156V142L158 141H160ZM177 140V141H176ZM14 141V142H13ZM30 141V140H29ZM29 141H28V143H29ZM32 141H33V138H32V140H31V144H33L32 143ZM176 141V142H175ZM201 141H203V143L201 142ZM27 142V141H26ZM57 142V143H58ZM121 142H123L122 144H121ZM128 142V143H127ZM170 142V143H171ZM11 143H12V145H11ZM24 143H25V141H24ZM38 143V142H37ZM43 143V142H42ZM110 143L111 142H108L107 143V145L109 144L110 145ZM202 143V144H201ZM26 144V143H25ZM131 146H130V145ZM197 144V145H196ZM199 144V145H198ZM42 146V144H40L39 143V145L37 144V146ZM108 145V146H109ZM125 145H127V146H125ZM129 145V146H128ZM135 145V146H134ZM171 147H170V146ZM196 145V146H195ZM10 146V147H9ZM114 146V145H113ZM128 149H127V148ZM169 147V148H168ZM202 148V149H200L199 150V148ZM10 148V149H9ZM13 148H15V150L13 149ZM41 148H43V147H41ZM126 148V149H125ZM166 148L168 149V150H166ZM194 148V149H193ZM232 148H234V149H232ZM236 148V149H235ZM8 151H7V150ZM189 149H191L190 151H189ZM118 151H119V149H117ZM120 150V151H121ZM125 150V151H124ZM131 150V149H130ZM131 150V151H132ZM194 151V152H193ZM47 152V153H46ZM129 152V151H128ZM166 152V153H165ZM187 152L188 153H190V155H188L187 154ZM199 152H200V154H199ZM46 153V154H45ZM145 153H147V152H145ZM143 154L142 156L144 157V159H145V157H146V159L148 160V157H150L149 158V164H152V162L153 161H151V163H150V160H152V156H147L148 154L150 155V153L148 152V154L146 155V154ZM192 153V154H191ZM43 154H44V156H43ZM49 155V156H46L45 157V155ZM65 154V153H64ZM170 154H172L171 156H170ZM14 155V156H13ZM15 155H16V157H15ZM43 157H42V156ZM55 155H57L58 157H56ZM68 155V154H67ZM70 155V154H69ZM196 156V157H195ZM13 157H15L14 158V160H15V163L16 162H18L19 160H21L20 162H18V163H16L17 164V169L15 170V164H13L12 165V162L11 161H13ZM17 157H20V158H17ZM41 157H42V160L43 161H41ZM140 157V156H139ZM139 157H138V161H137V157L136 158H133L134 159V164H133V162H131L132 163V165H135V167L136 168H138V163L140 164V163H142L141 162V159H143L142 157L140 158V160H139ZM167 157V159H169ZM188 158V160H187V158ZM197 157H199V158H197ZM58 158V159H57ZM17 159V160H16ZM45 159V160H44ZM53 159V160H52ZM143 159V160H144ZM180 159V160H181ZM197 159L200 161H198L197 162ZM48 160V161H47ZM53 161V162H55L56 161V163H55V165L53 164V162L52 163H50V161ZM147 160H145L146 162H145V164H144V161H143V163H142V165L144 166V165H147V167L149 168L150 166H148L149 164H146L147 163ZM4 161V162H3ZM38 161L39 162H41L42 163V165H41V163H38ZM45 161H47L46 163H45ZM58 161V162H57ZM135 161H137V162H135ZM167 161H169V163H170V159L169 160H166V163H167ZM187 163H186V162ZM197 163H196V162ZM172 162H174V161H172ZM171 162V163H172ZM180 162V161H179ZM194 162V163H193ZM4 163V164H3ZM27 163H29V164H27ZM31 163V164H30ZM37 163V164H36ZM188 164L189 166H188V168H187V166H186V164ZM198 164L199 166L201 165L202 167V172L201 171H198V172H194L193 173V170L194 171H197V169H191L190 171L188 170L190 167L192 168V167H195V168H197L196 166H194V164ZM199 163H201V164H199ZM38 164H40V166H42V167H44V169L41 167V169L39 170V171H45V173H44V171H43V173H41V175L43 176L44 174H45V176H43V178L45 177L47 180L49 179L50 180V182L52 183V184H49L50 182H49V180L48 181H46V183H45V181H44V179L43 180H40V179H38V180H40V181H37V183H39V182H41V181H43L42 182V184L44 183V185H42L41 183H40V187L41 186H45V187H41V188H43V189H38L39 188V185L37 184H35V181H36V179H34V177L35 178H37L38 177V175H36V174H34V172L36 173V168L38 167L37 165ZM46 164V165H45ZM48 164V165H47ZM50 164H52V166L50 165ZM154 164H155V166H154ZM179 164V163H178ZM195 164V165H196ZM2 165V166H1ZM24 165H28L27 167L28 168H30L29 169V171L30 172H32L34 175H32V173H31V175H29V177H28V175H27V173H26V175L25 174H23L24 173V170H23V168H22V166L24 167ZM43 165H45V166H43ZM60 165V164H59ZM141 164L139 165V167L141 168V166H142ZM197 165V166H198ZM6 167V169H5V167ZM12 166H14V168L12 167ZM39 166V167H40ZM154 166V167H153ZM26 167V168H27ZM48 168L49 170L48 171H46V168ZM51 167V168H50ZM145 167V166H144ZM160 167V166H159ZM20 168V169H19ZM34 168H35V171H34ZM53 168V169H52ZM140 168H138V170L137 171H144V172H146V173H148V174H150L151 176L152 175H155V172H156V174L160 171V173H158L161 177L162 176H164L165 174L166 175H169V174H167V172H165L164 171V169L166 168L167 169V167H164V168H162L161 170H160V168H158V169H155V168H157V164L156 163H154L153 162V165H152V168H151V171H150V169L148 170V168H144L143 169V167H142V169L143 170H141ZM168 168H169V166H168ZM178 168V169H179ZM200 167H199V169H201ZM206 168V170L207 171H211V173L210 172H206V171H204L203 169H205ZM43 169V170H42ZM55 169V170H54ZM155 169V170H154ZM198 169V170H199ZM148 172H147V171ZM1 171H0V175L2 176V173H1ZM38 170H37V172H39ZM52 171H54L51 175L53 176V178L48 174V173H51ZM165 172V173H162V172ZM183 171H184V168H183ZM182 171V172H183ZM48 172V173H47ZM149 172H151V173H149ZM190 172H192L193 173V175H194V177L196 176V174L199 176V174H202L203 172H206V173H209V175L210 174H212V178L213 179H211V177H209V175L208 174H206V175H208V179H205L204 177L206 176H204V177H200L199 176V178H201V179H197V177H196V181L198 180L199 182L197 183L196 181H195V178L194 179H192L191 180V178H193L191 175V177H189V173ZM201 172V173H200ZM215 172V173H214ZM40 173H39V175H40ZM98 173H100V171L98 172ZM97 173V174H98ZM186 173H188V175L186 174ZM214 173V174H213ZM216 173H217V175H216ZM47 174H48V176H47ZM54 174V175H53ZM116 174L117 175H119V173H117L116 172ZM147 174V175H148ZM24 175H25V177L27 176V181H28V183L31 185H28L27 183H26V178L24 179L23 177H24ZM149 175V176H150ZM184 175V176H185ZM204 175V173L202 174V176ZM214 175H216V176H214ZM30 176L32 177V180H31V178H30ZM59 176V177H58ZM148 176V177H149ZM3 177V176H2ZM15 177H17V182L16 183H14V181H15ZM20 177H22L23 178V181L25 182H23L22 183V180H19V179H22V178H20ZM48 177V178H47ZM51 177V178H50ZM166 177V176H165ZM188 177L190 178L189 180L191 181V185L189 184V182H188V184H187V181H188ZM207 177V176H206ZM19 178V179H18ZM30 178V179H29ZM204 178V179H203ZM210 178V179H209ZM11 179V180H10ZM12 179H14V180H12ZM54 179H56V180H54ZM147 180H148V178H146ZM145 179V181H147ZM3 180V181H2ZM33 180H35L34 182H33ZM53 180V181H52ZM150 180V179H149ZM151 180H152V178H151ZM150 180V181H151ZM194 180V181H193ZM8 181V182H7ZM145 181H144V186H147L148 184H150V181H148L149 183L148 184H146L145 183ZM186 181V182H185ZM260 181H261V183H260ZM32 182L35 184V185H33L32 184ZM49 182V183H48ZM58 182V183H57ZM192 183H193V187H196V185L197 186H199V189L197 190V192H195L194 190H196V189H194L193 190V192H192V194L190 193L191 192V190L189 191L188 190V185H190V189H191V186H192ZM197 183V184H196ZM14 184V185H13ZM17 184V185H16ZM58 184V185H57ZM152 184V183H151ZM194 184H195V186H194ZM198 184H200V185H198ZM47 185V186H46ZM50 185H51V187H50ZM33 186V187H32ZM53 186V189H50V190H52V191H54V192H52V193H59V191H58V188H55ZM152 186H153V184H152ZM151 186V187H152ZM182 186H184V187H182ZM201 186V187H200ZM19 187L21 188V190H20V192H19ZM15 188V187H14ZM157 188V187H156ZM198 188V187H197ZM228 188V189H227ZM237 188V192L238 191H241L240 192V195H238L239 193H236V192H234V191H236V190H234V189H236ZM0 189V196L2 197L3 196V194H4V192H3V190H1ZM13 189V188H12ZM55 189H56V191H55ZM147 189H148V187H147ZM153 188H151V190H152ZM155 189V188H154ZM182 189V190H181ZM262 189V190H261ZM39 190V191H38ZM143 190V189H142ZM184 190V193L183 192H181V191H183ZM130 191V190H129ZM141 191V190H140ZM149 191V190H148ZM152 191H154L155 192V190H152ZM161 191H163V193L164 194H167L168 195V192H167V190H166V188H165V190L163 189V190H161ZM161 191H159L158 190V192H160V195H161V197H160V195L159 194H157L156 196H158V197H156L157 198V200H160V202L161 201H164L165 199H167L168 197L166 196L165 197V195H163V193L161 194ZM165 191H166V193H165ZM232 191V192H231ZM8 192V193H7ZM34 192H37V193H34ZM50 193H51V191H49ZM49 192H47L46 193V195H49L50 196V193ZM154 192H153V194H154ZM157 192V193H158ZM218 194V196H216L217 194ZM34 193V195L36 196H34L33 197V194ZM49 193V194H48ZM129 193V194H128ZM146 193V195H147V197H149V198H147V197H145V198H147L146 200H150V199H152V197L150 198V193H148L147 194V192H144V194ZM213 193V194H212ZM221 193H223L222 195H221ZM244 195H243V194ZM4 194V195H5ZM15 194H18L17 196L15 195ZM25 194H27V196H25ZM29 194V195H28ZM30 194L32 195V196H30ZM40 194V193H39ZM127 194L128 195H130L131 194V191L130 192H127ZM134 192H132V194L131 195H133V197L131 196V197H129V198H127V199H129V201H130V199L132 198H134L135 197V200H137V201H135L134 199V202L131 200V203H134V204H132V206H133V209H136V207L138 208V209H136V210H139V212H143L141 215L143 216V218H145V220L143 221L142 219L143 218H141L142 216L140 215V214H138V213H136L135 215H136V217H135V219H138V217L139 218H141L140 219V221H139V219L137 220V221H139L138 223L137 222H135V223H137V225L139 226L138 228L139 229H137V230H139V231H144V230H141V229H145V231L143 232V234H142V236H143V238H144V241H145V239H147L148 238V236L150 237V235L155 231L154 229H158V230H156L155 231V233H153L152 234V237H156L157 239L159 238H162L163 239V241H169V240H171L172 239V232L174 231V229L172 228V227H174L173 225L171 226V231L169 230V228L168 227H170V226H165L164 225V228L163 227H157V225L155 226V225H153L154 224V222H151L152 221V219L154 220V217L156 218V217H158V215L160 214V212L162 211V213L159 215V217L160 216H162V215H166L167 214V212L169 211L168 209L170 208H167V204L165 205V202L166 203H168L167 201H164V202H162V203H157L156 205H155V213L156 214H153L154 212L151 210V211H149V209L147 208L148 206H149V204H148V206L145 208L144 207V205H145V201H144V194L142 195H140V193H138L141 197H140V203H139V198H138V196L135 194V196H134ZM214 194H216V195H214ZM235 194L236 195H238L239 197H237L236 198V196H235ZM8 195V196H7ZM52 195V194H51ZM54 195V194H53ZM145 195V196H146ZM181 195H182V197L183 198H181ZM211 195H213V197L211 196ZM219 195H220V197H219ZM16 196V197H15ZM18 196V197H19ZM125 196H127V195H125ZM153 196V195H152ZM230 196V197H229ZM240 196H242V199H241V197ZM54 196H52L50 199H49V202H52V201H50L52 198H53ZM204 199H203V198ZM212 197V198H211ZM217 197V198H216ZM235 197V198H234ZM4 197H2L1 199H3ZM4 198V199H5ZM11 198V199H10ZM14 198V199H13ZM126 198V197H125ZM142 198V199H141ZM154 198V197H153ZM179 198H181V199H179ZM232 198V199H231ZM238 198H239V200H238ZM0 199V200H1ZM13 199V200H12ZM54 199V198H53ZM52 199V200H53ZM194 199H196V203H194L195 201H194ZM203 199V200H202ZM213 199V201H211ZM216 199V200H215ZM237 199V201H238V203H236L234 200H236ZM141 200H143V202H141ZM200 200V201H199ZM230 200H232V201H230ZM254 200V201H253ZM262 200V199H261ZM7 201V200H6ZM7 201V202H8ZM108 201H110V200H108ZM182 201V200H181ZM192 201V202H191ZM209 201H211V202H209ZM253 201V202H252ZM35 202V201H34ZM112 202H114V201H112ZM111 201L110 202H106L105 203V209H107V211L108 210H111V209H109L110 208V206H112V208H116L117 206L114 204V203H112ZM138 202V203H137ZM214 203V206H213V203ZM42 203H44V202H42ZM42 203H40V204H42ZM109 203H110V206H109ZM135 203H136V205H135ZM142 203H144L142 206L143 207H141L140 205H137V204H142ZM210 203V204H209ZM215 203H217V206H215ZM49 206V207H51V206H53V205H50V204H48L47 202L45 203V204H42V205H39L38 207H40V208H42L43 207V205H45L46 207H48L47 205ZM112 204H114V206L115 207H113V205ZM159 204V205H158ZM192 204H194V205H192ZM222 204V205H221ZM162 205V206H161ZM201 205V206H200ZM258 205V206H257ZM44 206V207H45ZM136 206V207H135ZM146 206V205H145ZM153 206H154V204H153ZM158 206H161V207H158ZM164 206H166V207H164ZM169 206V205H168ZM191 206H189L190 208H192ZM262 207L263 206V208H261L262 209V211H261V209L259 210L258 208L259 207ZM107 207V208H106ZM140 207V208H139ZM150 207V206H149ZM157 207V208H156ZM189 207H188V209H189ZM258 207V208H257ZM39 208V210L37 209V212L39 211V213L40 212H42L41 213V215H42V217L41 218H43L44 217V215H45V213H46V209H50V208H43V210H44V212H43V210L42 209H40ZM118 208V207H117ZM142 208V209H141ZM166 208V209H165ZM141 209V210H140ZM144 209V210H143ZM158 209H159V211H158ZM162 209V210H161ZM256 209H258V210H256ZM58 210V209H57ZM57 210L55 211V212H57ZM113 210V209H112ZM135 210V211H136ZM143 210V211H142ZM164 210H166V211H164ZM172 210V209H171ZM28 211V210H27ZM27 211H24V212H26L27 213ZM31 211H34V212H32L33 214H34V217H33V214L32 213H30ZM31 211H29V213H27V214H29V216L27 217V214L25 213V216H24V213L23 212H21V213H19V217L21 216V217H23L24 216V218L25 217H27L28 219H29V221H28V219L27 218H25V220H26V223H27V221H28V223H27V226H28V228L30 227V229L32 228V229H34L33 231H34V235L35 236H33V240L36 242L35 243V245H40V243H42V239H41V235H40V238H38V234H39V232H40V230L41 229H44V233H50V235L52 236V238H54V243H51V246L53 247L52 248V252H54L55 253V256H53L51 253V255L52 256H50L49 254V257H47L45 254H41L40 256H41V258H42V260H43V262L45 263V264H74L73 263V261L75 260L76 261V259H74L75 257L73 256V260L72 261H70V259H72V253L70 252L72 249H71V247H72V242L69 244V242H68V240H67V242H63L62 241V235L60 234V232H57L56 230V234L55 233H53V232H55V231H53V227L52 226H50V225H47L46 223H43L42 221H41V219H38V220H34V218H36V216L35 215H37L38 214V216H41L39 213H37L35 210H31ZM48 211H50V210H48ZM51 211H52V209H51ZM198 211V212H199ZM35 212H36V214H35ZM64 212V211H63ZM138 212V211H137ZM144 212H149L148 213V215L149 216H146V213L144 214ZM153 212V213H152ZM173 212V213H172ZM171 213H170V215L172 216L174 213H176L175 211H172ZM210 213H211V215H210ZM31 214V215H30ZM58 214V213H57ZM138 214V215H137ZM144 214V215H143ZM61 215H63V214H61ZM141 217H140V216ZM150 215H153V216H151V218H150ZM176 216H177V214H175ZM175 215H173L172 217H175ZM200 215V216H199ZM247 215H248V217H247ZM37 216V218H40V217H38ZM46 216V215H45ZM146 216V217H145ZM178 216H179V214H178ZM178 216H177V220H178ZM190 216V215H189ZM189 216H187V218H189ZM209 216V217H208ZM218 216H220V219L218 218ZM19 217H18V219L17 220H19ZM31 217H33V220H31L32 218ZM147 217H148V219H147ZM180 217H182V215H180L179 216V219H180ZM202 217V218H201ZM214 217V219H212ZM216 217V218H215ZM200 219L201 218V220H200V222H199V220L198 219ZM203 218H204V220L206 221V222H204L203 223ZM147 219V220H146ZM176 219V218H175ZM209 219H211L212 221L210 222V220ZM218 219V222H215L216 220ZM231 219V220H232ZM31 220V221H30ZM193 220H195V219H193ZM215 220V221H214ZM250 220H252L251 222H250ZM37 221V222H36ZM40 221L43 223V224H41L40 223ZM135 221V220H134ZM148 221V223L150 222L151 223V227H153V228H151V227H149L148 225H145L146 224V222ZM208 221V222H207ZM214 221V222H213ZM201 222L203 223L202 224V226H201ZM31 223H33V225H31ZM39 223V224H38ZM134 223V224H135ZM144 223V224H143ZM205 223H206V225H205ZM214 223V224H213ZM215 223H216V225H215ZM217 223H218V225H217ZM44 224H45V226H44ZM155 224H156V221H155ZM176 224H179V222H177ZM38 225H42V226H44V227H42L41 226V228L38 226ZM128 227H130V225H132V224H130V223H128ZM140 225L142 226V228L140 229ZM145 225V226H144ZM150 225V224H149ZM175 225V224H174ZM204 225V226H203ZM212 225H214L215 227L217 226V228H215L214 226H212ZM144 226V227H143ZM149 228H148V227ZM205 226H206V228H209V231H211L210 233H209V231L205 228ZM246 226V225H245ZM261 226V227H260ZM46 227H47V229H46ZM156 227V228H155ZM203 227V228H202ZM214 228L213 230L214 231H212L211 230V228ZM161 228V229H160ZM36 229V230H35ZM148 229V230H147ZM151 229V231H149ZM177 229L179 230V228L177 227ZM215 229H218L217 231L215 230ZM256 229H258V230H256ZM261 229V231H259ZM153 230V231H152ZM161 230H163V231H161ZM204 230V231H203ZM32 231V232H33ZM39 231V232H38ZM43 231V230H42ZM40 232V233H43V232ZM240 231V232H239ZM258 231V232H257ZM141 232V233H142ZM147 232H150V234H148ZM213 232V233H212ZM214 232H215V234L217 235V237H214V238H212L211 236H214L215 234H214ZM38 233V234H37ZM140 233V234H141ZM145 233H147L146 235H147V237L145 236ZM258 233V234H257ZM55 234V235H54ZM167 234V235H166ZM209 234H211L210 235V237H209ZM214 234V235H213ZM241 234V235H240ZM61 235V236H60ZM201 235V234H200ZM37 236V237H36ZM145 236V237H144ZM248 237V238H249ZM169 240H168V239ZM217 238H219V240L217 241L216 239ZM38 239V240H37ZM63 239H64V237H63ZM150 238H148L147 240H149ZM161 239V240H162ZM203 239V240H202ZM227 239H229V243H228V245H227V242H228V240ZM239 239V240H238ZM40 240V241H39ZM57 240V241H56ZM65 240V241H66ZM224 240H226V242H224ZM238 241H241V242H238ZM55 242H56V244H55ZM60 242V243H59ZM146 242V241H145ZM165 242V243H166ZM230 242H231V244H230ZM249 242V241H248ZM64 243V244H63ZM168 243V242H167ZM213 243V245L214 246H216V247H219L217 244L215 245ZM225 243V244H224ZM43 244H45L44 243V241H43V243L41 244L42 246H43ZM68 244V245H67ZM200 244H201V246L203 247H201L200 248ZM233 244V245H232ZM40 245V247H42ZM55 245H59L58 247L57 246H55ZM62 245V246H61ZM65 245L67 246V247H65ZM212 245V242H211V246H213ZM234 245V246H235ZM51 246H49L50 248H51ZM55 246V247H54ZM199 246V247H198ZM223 246V247H224ZM70 247V248H69ZM164 247L165 246H161V247H158L157 248V251H159V254H158V256H161V258L163 257L164 258V260L166 259L165 257V255L164 254H166V252H165V250L166 249H164ZM27 248V247H26ZM28 249V248H27ZM56 249H57V251H56ZM69 249V250H68ZM215 249V250H214ZM198 250V251H197ZM220 250V249H219ZM67 251H69V253H67ZM73 251V250H72ZM223 251V250H222ZM28 252V251H27ZM33 252H35V250L33 249ZM32 252V250L30 251L29 250V257H30V259L28 258V262L30 263V264H36V263H34L35 261H37V262H39L38 261V259L37 260H35V258H36V256H34V254L35 253H33ZM165 252V253H164ZM224 252V251H223ZM53 253V254H54ZM66 253L67 254H70L71 255V257H68V256H70V255H66ZM74 253V252H73ZM112 253H115L114 252V250L112 251ZM111 253V254H112ZM212 253V254H211ZM222 254V253H221ZM224 254V253H223ZM238 254V253H237ZM237 254H235V259L237 260V261H235L236 262V264H237V262H240V256L239 255H237ZM26 255V254H25ZM74 255V254H73ZM260 255V256H259ZM27 256V255H26ZM165 256V257H164ZM35 257V258H34ZM115 257V256H114ZM220 257H222L221 259H220ZM49 258V259H48ZM52 260H51V259ZM67 258H69V259H67ZM162 258V259H163ZM225 258V259H224ZM190 259V260H189ZM227 259V260H226ZM68 260V261H67ZM217 260V261H218ZM239 260V261H238ZM26 261V262H27ZM188 261H189V263H188ZM195 261V262H194ZM28 262H27V264H28ZM69 262V263H68ZM187 262V263H186ZM193 262V263H192ZM230 262V263H229ZM252 262V261H251ZM260 262H262V263H260ZM241 263H242V261H241ZM215 264V263H214ZM244 264V263H243ZM264 264V263H263Z\"/></svg>",
  "mask_w": 264,
  "mask_h": 264
},
{
  "label": "bare ground",
  "instance_id": "obj_2",
  "mask_svg": "<svg viewBox=\"0 0 264 264\" xmlns=\"http://www.w3.org/2000/svg\"><path fill=\"white\" fill-rule=\"evenodd\" d=\"M26 0H24V2H25ZM31 1V0H30ZM30 1H28V3L30 2ZM33 1V0H32ZM36 1V0H35ZM39 1V0H38ZM42 1V0H41ZM116 1V0H115ZM128 2V4H126L125 2ZM133 0H131V2H130V0H121V3H124V6H126L127 5V8L128 9H130V8H132V9H130V10H128L126 7H123V9L124 8H126V11H127V13H129L130 14V12H131V10L132 11H134L135 9V6H133V5H136V6H138V7H136V11L137 12H139L140 10H142L141 8L143 7L142 5H141V8L139 7L140 5H138L137 4V2H136V4H134L135 2H132ZM137 1H139V0H137ZM151 2H153L152 0H150ZM159 0H157V2H158ZM164 1H167V0H164ZM171 1H173V0H171ZM176 1H178V0H175V1H173V2H175L174 4H176L177 2ZM179 1H181V0H179ZM182 1H184V9L186 8V7H188L187 9L188 10H186V11H184L183 13H184V15L183 16H180V18H181V20H179L180 18L178 17V15H180V11H179V8L180 7H182V5H180L179 3H181V2H179L178 4L180 5V7L177 5V8H176V11H175V9L174 10H172V9H170L168 6L166 7L167 9H169V10H172L173 12H177L178 13V11H179V14L178 15H175L176 13H173V15H175L174 17H178L179 19H178V22H177V24L175 23L176 21H175V19L172 17V21H171V23L169 24L166 20H164V21H166V22H163V21H161V20H163V18L162 19H160L159 18V16L161 17L163 14L160 12V9H159V6H162V5H160V4H158V3H162V2H158V3H156V5H148V7L146 8L145 6H144V11L142 12V16L143 15H146V19H149V18H151V21L153 20L155 23H153L152 25V27L151 26H148V27H146L147 26V23H148V21L149 20H147V22H146V29H143V33H144V31H145V35H142L141 37H140V34H139V37H134V36H136L138 33H134V30H137L136 28L134 29L133 28V32L131 33V35L129 34L128 36H127V34H126V38H127V41L128 40H130V39H128L129 38V36H130V38H131V36H132V39L130 40L131 41V43H129L130 41H126V39L124 38L125 36V34H123V36L124 37H122V39H120L119 38V40L120 41H124L126 44H124V42H123V44L120 42V44H122V45H126V46H123V47H127V43L128 44H130V45H128L129 47H127V48H130V49H132L133 50V54L129 57L128 55H125L126 57H125V59H123L125 62H127V63H125L123 60V63H122V65L123 66H125V64H126V66H128V65H130V68L129 69H127V67H126V69H127V71H126V74H125V76H124V74H123V77H125V81H123V82H125V84L123 85V82H122V78L120 79L119 78V76H118V78L121 80L120 82L122 83V85L124 86V88L122 89V91L121 90H118L119 92L121 91L122 93H118V96H117V94H116V96L117 97H113L112 99V101H110L109 102V100H108V102L110 103V105L112 106L109 110L110 111H112V112H109L107 115H109V116H107V115H105L106 113L104 112V111H102L103 113L102 114H100V116L102 117V115L104 114L105 115V117H106V119L105 118H103V120L105 119V121H104V123H103V125L104 124H106V125H104V126H102L101 125V127H100V131L99 132H96V131H98V130H95V128L93 129V127H92V131H95L96 133H97V135H95L94 136V132L93 133H90L91 134V136L93 137L94 136V141H92V139L90 138V136L89 137H87L88 135H86V138H85V134H84V136H83V139H84V141H83V144L81 143L80 144V142L78 143L77 141H79L80 139L78 138L79 137V135H77L76 133L77 132H79V133H81L83 130H81V132L80 131H77V129H76V133H75V135H73L74 137L76 136L77 138H78V140H76L77 138H71L72 136H69V135H71V134H69L68 136H67V134L65 135V133H67V132H69V131H73V117H70V116H72V115H70V114H68L70 111V109L68 110L69 112H66L65 110H63L62 112L64 113V112H66L65 113V116L63 115V113L61 114L60 113V115H63L64 117H66V114H68L67 115V119H65V121L66 122H68V125L66 126V122H65V126L66 127H68L67 129H69V130H66V127H65V130H66V132H65V130H63L64 129V127H63V129H62V127L60 126V124H64V122H61L62 121V119H63V116L59 119V117H58V115H56L57 116V118H56V116H55V118H54V124H55V130H56V132L57 131H59V133L61 132V131H63L62 133H63V135L65 136V137H62V133H60L59 135H56V132L55 133H53V127L54 126H52L51 127V125H50V128H51V133H52V139H50L49 137L51 136V133H49L50 134V136H48L47 138L46 137H44V139H43V135H41L42 133H43V130L41 129V128H44V127H41L40 129H39V126H38V123H44V121H43V119H42V121L43 122H41V116H39L38 117V115H37V117L39 118L38 119V121H37V117L36 118H33L32 117V115L30 116V119H31V121L29 120V118L27 119V120H23V119H17L18 117L17 116H19L20 117V115L23 113L24 115H25V112H26V109H27V107H25L24 108V106L26 105H22L23 107L22 108H19V106L21 105V103L23 102V101H25L28 97H25V98H23V96H25V95H23L25 92H24V87L25 86H27L28 84H27V82H29L30 80L31 81H34V79H30V77H28V74H27V80L29 79V81H27L26 80V84L27 85H25V79H24V77H21L20 75H19V78L21 77V78H23V79H21V80H23L22 81V83L25 85H21L22 83H20L19 85H21V86H18L19 88H21L22 90H23V92H22V90L20 91V93H23L22 94V96H21V94H20V96L22 97V100H21V98L19 99V100H21L20 102H18V98H17V96H18V94H17V96H15L16 97V99H15V97H14V99H15V101H17L18 102V104L17 103H15V101H14V99H13V96L15 95H13L12 96V99H13V101H14V104H13V101L12 100H9V101H11V103H12V105H14V106H12V108L11 109H13V112L15 111V110H17V111H21V114L19 115L18 113V115L16 114V117H15V114H13V113H10V110H9V112H8V107L11 105L10 104V102H9V106H6L8 103H6V105H4L5 103H3V105H1L2 103V100H3V98L2 97H4V96H2V97H0V98H2V99H0V105H1V107H0V117H2L3 118V121L1 122V124H0V128L2 129H0V131H6L7 132V130H8V128H10V127H12L11 125H16V129H14V130H16V133H14V135H12V136H15L16 134L17 135H19V136H17L16 135V138H17V142H15V144H14V147L16 148V152L19 154V156H21V157H23V158H29V159H31V161L33 160L34 162H37V160H40V157H39V155H40V153H41V151H43L44 150V152L45 151H47V152H49V151H51L52 153H49V155H50V159H51V156L53 155V154H59L58 156H59V160H60V163H57L58 164V168L56 169V171H55V175H56V173L58 174V175H60V177H59V179H61L62 177L61 176H63L64 175V177L62 178V180H60V181H58L59 182V187H55L53 184H55V183H51L50 182V180H49V184H52V187H51V185H50V189H53V186L55 187V188H58V191H59V193H52V192H54V191H52V190H50V189H48V187H47V189L44 191V189L43 188H41V187H45V186H41L40 187V183L42 184V182L43 181H41V182H39V183H37V181H40V180H43L44 179V181L46 180V181H48L45 177L43 178V176H45V174L42 176L41 175V173H43V169H44V167H42V166H40V164H38L37 166V170L39 171L40 169H41V167L43 168L42 170L43 171H39V172H37V170H36V173L34 172V174H36V175H38V177L37 178H35L34 177V179H36V181L35 180H33V182L35 181V184L37 185H39V188L38 189H43V191L42 190H38L39 192L37 193V192H34V193H37L38 194V197L36 198V199H34V201L32 202V200H30L32 197H30L29 199H27V200H25V199H22V200H18V198L19 199H21L22 197H20L19 195H21V193L22 192H20V190H21V188L19 187V192L20 193H18V191H16L17 189H16V186L14 185V187L11 185V183H12V181H9V183L7 184L6 182H4V185H6L7 184V187L9 186V185H11L12 186V188H11V190L12 191H14L15 189V191L19 194H15L16 196V198H15V201H16V199H17V201L18 202H13V203H9V197L8 198H5L6 197V194H5V191L3 190V189H5L4 187H2V189L1 190H3V192H4V194H3V196L2 197H4L3 199H1L2 197L0 196V264H27V260H28V258L30 259V257L28 256L29 255V250L31 251L32 250V252H33V249L35 250V252H33V253H35L34 254V256H36V258H35V260H37L38 259V261L39 262H37V261H35L34 263H36V264H45L44 262H43V260H42V258H41V254H45L47 257H49V255L50 256H55V253L54 252H52L53 250H52V246H51V243H54V238H52V236L50 235V233L48 234V233H44V229H41L40 230V232L42 231L43 233H40L39 231V234H38V238H40V235H41V239L44 241V243L45 244H43V246L41 245L42 243H43V241H42V243H40V245L42 246V247H40V245H35V241L33 240V236H35L34 235V229H30V227L28 228V226H27V223H28V221H29V219L27 218L28 216H29V214H27V213H29V211H31V210H35L36 212H37V209L39 210V208L41 207H38L39 205H42V204H45L46 202L48 203V204H50V205H53V206H51V207H49L47 204V206L48 207H46L45 205H43V207L42 208H40V209H42L43 210V208H50V209H46V213H45V215H44V217L43 218H41L42 217V215H41V213L42 212H40L39 213V211L37 212V213H39L41 216H38V214L37 215H35L36 216V218H34V220L36 219V220H38V219H41V221L43 222V223H46L47 225H50V226H52L53 227V231H57V232H60V234L62 235H60L61 237H62V241L63 242H67V240H68V242H69V244L72 242V247H71V249L73 250H71L70 252L72 253L71 255H72V259H70V261H72L73 260V256L75 257L74 259H76V261L74 260L73 261V263L74 264H185V258L188 256V254L190 253V251L194 248L195 249V245H196V243L197 242H200L201 240L199 239V237H201L202 238V233H200L198 236H197V231H199L201 228H199L200 226H199V224H198V221L196 220V218H193V219H195V220H193V219H190V217L191 216H194V215H196L197 213H199L200 215H201V213H200V211H201V208L202 207H207L208 205H205V206H203V204L202 203H204L205 201H207L208 199L206 198L207 196H205L204 198H205V201L204 202H198V203H200L201 205H202V207H200V211H199V208H197L198 206H199V204H197L198 206L196 207V204H195V208H193V206H191L190 204V197H192L193 196V198H195V196L199 193V192H201V191H199L198 193H193V195H191L190 197H188L189 196V194H187L186 192V187H187V185H185V187L184 186H182V187H184L185 189V194H183V197L185 198H189V200L188 199H186L187 200V202L188 203H190V204H187V202L186 201H184L183 199V197H182V195H181V198H183V199H181V198H179V199H181V200H177V198L178 197H180V196H178V195H176V193H177V191H176V189H178V188H180L179 186H181V185H184L185 183H183V178L184 177H186V175L184 174V172H186L187 170L185 169V167H183L184 168V171H183V168H182V166H180V168H179V166L177 167V165H180V163H183L182 162V159L180 160L179 158L177 159V160H179V161H176V160H172V161H174V162H172L171 161V159L173 158V157H171V158H169L168 156V158L170 159V163H169V161H167V163H166V160H169V159H167V157L166 158H164L165 159V162H164V160H162L163 159V157H162V155L161 154H163L164 156L166 155V154H164V151L162 152L161 150H164L165 149V147H167L168 145V142H169V144L171 145V144H173L172 142H171V138H172V136H171V138L170 137H168L167 136V133L165 132V134H166V136L167 137H165L162 141L160 140V139H158L159 137H157V139L156 140H160L159 142L157 141L156 142V140H154L153 141V143H149L148 141H149V137H147V133L146 132H148L149 134H151L150 132H153L154 130H155V133H156V130H158L160 127L162 128V125H160V123L161 122H159V120L158 119H160L158 116H161V115H158L156 118L154 117V119H152L153 117H151V114L152 113H156V111H158L160 108L159 107H161V106H163V104L165 105L164 107H165V111L164 112H166V114L168 113V116H169V118H170V124H172L171 123V119L172 120H174V121H172L173 123H175V127H176V131H180V133H184V132H186V129H187V127H188V125H190L189 123H192V122H186L187 121V118L185 119V118H183V117H181V115H180V117H179V114H181L182 112V110L180 111V113H178V114H176L177 113V110L179 111L180 110V108L178 109L177 108V110H174V108L175 107H173V105L174 104H177L176 102H174L175 101V99H171V101H170V94H171V92L170 91H167V90H169V89H171V87H172V89H175V88H173V86H171V87H169V89H167L168 88V86L165 88L164 87V84H162L163 82H162V80L164 81V80H167L168 81V79L169 80H171V77L173 78V76H174V79L176 78H178L177 79V81H175V82H178V80H180L179 79V77L180 76H182L183 77V73H184V71H188V69L187 68H183L184 66H186L184 63L185 62H187V61H189V56L190 55H192V54H190V53H193V55H194V52H195V50L194 51H192V52H190L191 50H193V49H199V47L200 46H202L203 47V45H205L206 44V42H213V43H211L212 45H211V47L212 46H214V48H215V45H214V41H213V39L215 38V35L218 37V35H217V33H213L214 34V38L209 34V32L207 31V32H204V31H202L201 29H197L198 27H196V26H194V28H195V30L197 29V31H195L196 32V36H194L192 39L191 38H189V39H185L184 37V39L182 38V36L179 38V40H180V42L182 43L183 42V40L185 41H187L188 43L185 45V48H186V50L184 49V47L182 46V44L181 45H179L178 46V44L177 43H175V36H177L179 33L180 34H182L181 33V31L179 32V28H183V25H182V27H179L181 24L179 23L180 21L182 22L183 20V18L185 19V21H184V23L183 24H186L187 22V24L189 25V21H191V22H193V23H195V22H197L199 19L200 20H202V19H204L205 17H203L202 19H201V17L202 16H204L205 14V11L207 10V11H212L213 9H214V7H213V0H182ZM218 1V3H220L219 2V0H217ZM216 0H215V3L217 2ZM228 1H230V0H228ZM236 1V0H235ZM238 1V0H237ZM251 2V4H249L250 2ZM253 1V2H252ZM248 0V4L249 5H251V6H253V5H255V4H253V3H255L254 2V0ZM257 2L259 1V0H256ZM5 0H0V6H4L5 5ZM8 2V1H7ZM7 2H6V4H7ZM27 2V1H26ZM37 2V1H36ZM110 2V1H109ZM118 2V1H117ZM145 2H146V0H145ZM144 2V3H145ZM168 2H169V0H168ZM240 4H241V2H245V1H238ZM246 2H247V0H246ZM3 3H4V5H3ZM12 2L10 1V4H11ZM27 3V4H28ZM45 3V2H44ZM114 3V2H113ZM144 3H142V4H144ZM155 3V2H154ZM167 3V2H166ZM214 3V4H215ZM231 3V2H230ZM230 3H228L229 5H230ZM235 3V2H234ZM238 3V5H240ZM9 4V3H8ZM25 4V3H24ZM36 4V3H35ZM104 4V3H103ZM126 4V5H125ZM140 4V3H139ZM149 4H151L150 2H149ZM153 4V3H152ZM171 4V3H170ZM182 4H183V2H182ZM212 4V8H211V5ZM217 4V3H216ZM221 4V3H220ZM220 4H218V5H220ZM224 4V3H223ZM236 4V3H235ZM32 5V4H31ZM33 5H34V3H33ZM67 5V4H66ZM114 5V4H113ZM118 5H119V3H118ZM144 5H147V4H144ZM167 5H169V3H167ZM228 5V6H229ZM6 6H8V5H6ZM172 6V5H171ZM222 6V5H221ZM223 6H225V5H223ZM227 6V5H226ZM233 6V5H232ZM232 6H231V8H232ZM236 6H237V4H236ZM245 6L247 7L248 5H247V3H245ZM9 7V6H8ZM7 7V8H8ZM102 7H103V5H102ZM134 7V8H133ZM215 7H218V6H215ZM235 7V6H234ZM243 7V6H242ZM249 7V6H248ZM254 7V6H253ZM67 8V7H66ZM122 8V7H121ZM163 7H161V9H162ZM165 8V9H166ZM183 8V7H182ZM226 8V7H225ZM229 8V7H228ZM244 8V7H243ZM242 8V9H243ZM250 8V7H249ZM106 8L104 7V10H105ZM122 9V10H123ZM134 9V10H133ZM178 9V10H177ZM219 9V8H218ZM224 9V8H223ZM235 9V8H234ZM238 9V8H237ZM241 9V10H242ZM254 8H250L249 10H251V12H253V11H256V9H254ZM2 10V9H1ZM12 10V9H11ZM121 10V11H122ZM139 10V11H138ZM168 10V11H169ZM226 10V9H225ZM224 10V11H225ZM232 10H233V8H232ZM239 10H240V8H239ZM4 11V10H3ZM69 11V10H68ZM135 11V12H136ZM158 11V12H157ZM182 11V10H181ZM188 11V12H187ZM215 11L216 10H213L212 12H211V14L213 13V14H215ZM218 11V10H217ZM216 11V12H217ZM230 11V10H229ZM237 11V10H236ZM235 11V12H236ZM135 12H133V14L135 13ZM159 12L162 14H160L159 15ZM165 12V11H164ZM163 12V13H164ZM187 12V13H186ZM234 12V11H233ZM238 12V11H237ZM241 12V11H240ZM239 12V13H240ZM3 13V12H2ZM68 13V12H67ZM119 13V12H118ZM117 13V14H118ZM126 13V12H125ZM132 13V12H131ZM140 13V12H139ZM145 13V14H144ZM148 15H147V14ZM150 13H152L151 15H150ZM182 13V12H181ZM186 13V14H185ZM228 13V12H227ZM230 13H232L231 11H230ZM249 13H250V11H249ZM255 13H257V11L255 12ZM254 12H253V14H255ZM15 14V13H14ZM136 14V13H135ZM138 14V13H137ZM141 14V13H140ZM211 14H209V16H211ZM217 14H219L218 12H217ZM216 14V15H217ZM237 14V13H236ZM243 14V13H242ZM248 14V12L247 13H245V15H247ZM4 15V14H3ZM2 15V16H3ZM5 15H8V13L7 14H5ZM10 15V14H9ZM11 15H13V13L11 14ZM150 15V16H149ZM156 15H158V18H155V16ZM215 15V16H216ZM234 15V14H233ZM126 16V15H125ZM149 16V18H147ZM154 16V18H152ZM219 16V15H218ZM221 16H222V14H221ZM237 16H239V15H237ZM240 16H241V14H240ZM248 16V15H247ZM254 16V15H253ZM257 16H259V15H257ZM145 17V16H144ZM226 17V16H225ZM230 17V16H229ZM228 17V18H229ZM243 17V16H242ZM242 17L240 18V20H242L241 22H244V21H246V22H244L243 24H240V23H238V20H239V18H236V20H237V23L236 24H240V25H238V27L237 28H235V26L232 24V26H234V28H235V30L232 28V29H230L231 27L230 26H228V24H230L231 25V23L230 22H233V21H230V22H228V21H226L225 22V20H224V24L223 25H225L226 23H228V24H226V27H229V30H232L231 31V35H230V37H229V39H227L226 41H227V43H230V44H228V46L229 45H231L232 47H234L235 49H234V52H235V54H233L231 51H230V54L232 55L231 57V59L230 58H228L229 60H230V62L229 63H232V62H234L233 63V65L235 64H237L236 65V67L239 65L240 67H242V68H239V71L240 72H244V73H241V75L243 76V74H244V76L245 77H242L243 78V80L245 81V79L247 80V83H248V86H251L252 84H251V82H253V81H251V80H254V82H255V85H254V87L255 88H253V89H256L257 88V86L258 87H260L259 86V84H260V82L258 83V85H256L257 83L256 82H258V81H260L258 78H260L261 79V76H262V79L264 78V74L263 75H261L260 77H258V78H256L257 77V75H256V71L258 72V70H260L259 69V67H260V65L263 63V65H264V62H262V60H264V44L262 45L261 43H259V44H261L260 45V50L258 51L257 49H255V48H253V47H251L252 49H253V51L251 50V48H249V46H250V44H252V40H253V38H259V39H254V40H260L259 42H261V40H262V43H263V40H264V28H262L263 26H261L260 24L262 23V22H254L255 20H258L259 21V18L258 19H254V21H253V19H251L253 22H250L249 20L250 19H248L247 17L245 18V17H243L245 20L243 21V19H242ZM249 17V16H248ZM260 17V16H259ZM5 18V17H4ZM222 18V17H221ZM5 19H7V18H5ZM14 19V18H13ZM142 19V18H141ZM144 19V18H143ZM165 19V18H164ZM205 19H208V18H205ZM212 19V18H211ZM211 19H209V21L211 22H213L214 20V18L211 20ZM218 19H220V17L219 18H217V20ZM248 19V20H247ZM16 20V19H15ZM171 20V19H170ZM176 20H177V18H176ZM199 20V21H200ZM235 20V19H234ZM235 20V21H236ZM262 20V19H261ZM260 20V21H261ZM6 21V20H5ZM12 21V20H11ZM73 21V20H72ZM7 22V21H6ZM5 22V23H6ZM17 22H18V20H17ZM122 22H124V23H126L127 21L125 20V21H122ZM122 22H120V23H122ZM150 22V21H149ZM170 22V21H169ZM186 22V23H185ZM203 24H205V25H208V22H207V20L206 21H201ZM209 22V23H210ZM219 22V21H218ZM240 22V21H239ZM23 23V22H22ZM21 23V24H22ZM145 23V22H144ZM167 23V24H166ZM202 23H201V25H202ZM215 22H213L212 23V25L214 24ZM217 23V22H216ZM70 24V23H69ZM150 24V23H149ZM197 24H200V22L198 23L197 22ZM219 24V26L220 25H222V23L220 24V23H218ZM235 24V23H234ZM258 24H259V26H258ZM264 24V23H263ZM262 24V25H263ZM22 25H24V23L22 24ZM119 26H121L120 24H118ZM123 26H124V24H122ZM188 25H185L186 26V28H187V26ZM195 25H196V23H195ZM216 24H214V26H215ZM13 26H14V22H13ZM13 26H12V28L11 29H13L14 30V28H13ZM16 26V25H15ZM26 26V25H25ZM25 26H23V27H25ZM71 26V25H70ZM72 26H74L73 24H72ZM77 26V25H76ZM128 26V25H127ZM192 26V27H193ZM200 26V25H199ZM213 26V27H214ZM217 26V25H216ZM215 26V27H216ZM240 26V27H239ZM23 27H22V29H23ZM131 28L133 27V26H130ZM203 27V26H202ZM206 27V26H205ZM208 27V26H207ZM206 27V28H207ZM209 27H211V26H209ZM208 27V28H209ZM214 27V28H215ZM16 28V27H15ZM19 28H20V26H19ZM26 28V27H25ZM130 28V29H131ZM152 28V29H151ZM186 28H184V29H186ZM194 28H192V30L194 29ZM208 28L207 29H205V31L206 30H208ZM214 28H213V30H214ZM220 28V27H219ZM219 28H218V31H219ZM16 29H18V28H16ZM38 29V28H37ZM40 29V28H39ZM47 29H48V27H47ZM59 29V28H58ZM62 29V28H61ZM60 29V30H61ZM129 29V28H128ZM184 29H182V30H184ZM216 29V28H215ZM49 30V29H48ZM69 30V29H68ZM140 31L142 30V29H139ZM187 30V29H186ZM211 30V29H210ZM212 30V31H213ZM226 30H227V28H226ZM223 31L224 33L226 32V33H228V31L229 30H227V31ZM11 30H9V32H10ZM24 31H26L25 29H24ZM23 31V32H24ZM28 31V30H27ZM41 31H43V30H41ZM45 31H46V29H45ZM44 31V32H45ZM52 31V30H51ZM57 31V30H56ZM71 31H73V29L71 30ZM119 31H120V29H119ZM122 31V30H121ZM132 31V30H131ZM147 31V32H146ZM217 31V30H216ZM15 32H18V31H15ZM130 32V31H129ZM137 32V31H136ZM167 32V33H166ZM183 32V31H182ZM185 32V31H184ZM183 32V34H185ZM214 32V31H213ZM222 32V33H223ZM230 32V31H229ZM25 33V32H24ZM30 33V32H29ZM122 33V32H121ZM121 33H119L120 35H121ZM124 33V32H123ZM125 33H127V32H125ZM139 33H141V32H139ZM142 33V34H143ZM221 32H219V34H220ZM247 33H248V36H247ZM13 34H14V32H13ZM20 34V33H19ZM26 34V33H25ZM45 34H46V32H45ZM179 34V35H180ZM12 35V34H11ZM18 35V34H17ZM24 34H22L21 36H22V38H21V40H17L18 42H20L19 44H18V42L16 41V43H17V45L19 46V45H22L23 44V50H22V52L21 51H19V50H17L19 53L21 52V53H26V54H28L29 53V51L30 52H33L32 53V55L31 54H29L32 58L34 57V56H37V58H38V55H37V53L39 52V51H37L36 52V48H37V46L34 44V46H36V47H32L31 45H33V43L31 44L27 39H29V38H31V37H29L27 34V36L29 37H24L23 36ZM37 35V34H36ZM42 35H44L43 33H42ZM41 35V36H42ZM54 35H55V33H54ZM60 35H62V34H60ZM84 35V34H83ZM134 35V36H133ZM193 35V34H192ZM207 35H209V37L207 36ZM221 35V34H220ZM228 35V36H229ZM15 36V35H14ZM59 36V35H58ZM112 36H114V33L112 34ZM116 36V35H115ZM138 36V35H137ZM145 36V37H144ZM188 36H189V34H188ZM39 37H40V35H39ZM47 37V36H46ZM46 37H45V39H46ZM54 37V36H53ZM71 37V36H70ZM72 37H73V35H72ZM79 37H81V36H79ZM78 37V38H79ZM84 37V36H83ZM87 37V36H86ZM134 37V38H133ZM187 37V36H186ZM210 37H212L213 39H211ZM222 37H223V35H222ZM226 37V36H225ZM19 38V37H18ZM24 38H27L26 39V41H24ZM43 38V37H42ZM57 38V37H56ZM11 39H13V38H11ZM20 39V38H19ZM72 39V38H71ZM74 39V38H73ZM90 39H92V38H90ZM115 39V38H114ZM118 39V38H117ZM125 39V40H124ZM178 39V38H177ZM216 39H218V38H216ZM235 39H236V43H238L237 45H235V44H232V42L234 43V41H235ZM35 40V39H34ZM47 40H49V39H47ZM46 40V41H47ZM60 40V39H59ZM62 40V39H61ZM76 40H79V39H77L76 38ZM81 40H82V38H81ZM85 40V39H84ZM87 40V39H86ZM178 40V41H179ZM189 40V41H188ZM219 40H221V39H219ZM253 40V42H256V41H254ZM22 41V42H21ZM29 42V44H27L28 42ZM31 41V40H30ZM58 41V40H57ZM57 41H56V43H57ZM65 41H66V39H65ZM73 41V40H72ZM89 41V40H88ZM93 41V40H92ZM92 41H90V42H92ZM109 41V40H108ZM107 41V42H108ZM185 41V42H186ZM258 41L256 42L257 44H258ZM39 42V41H38ZM59 42V41H58ZM77 42V41H76ZM113 42V41H112ZM111 42V43H112ZM148 44H147V43ZM176 42H177V40H176ZM15 43V42H14ZM15 43V44H16ZM35 43H36V41H35ZM42 43V42H41ZM44 43H45V40H44ZM74 43V42H73ZM79 43H81V42H78V44ZM88 43V42H87ZM86 43V44H87ZM115 43V42H114ZM227 43H226V45H227ZM255 43V44H256ZM12 44V43H11ZM10 44V45H11ZM31 44V45H30ZM37 44V43H36ZM59 44V43H58ZM70 44V43H69ZM75 44V43H74ZM90 44V43H89ZM108 44V43H107ZM117 44H118V42H117ZM116 44V45H117ZM117 45V47H118V49L120 48V47H122V45ZM176 44V45H175ZM3 45V44H2ZM8 45V44H7ZM64 45H65V43H64ZM67 45V44H66ZM82 45V44H81ZM93 45V44H92ZM132 45V48L130 47ZM209 45V44H208ZM216 45H217V43H216ZM223 45V44H222ZM14 46V45H13ZM12 46V47H13ZM39 46V45H38ZM45 46V45H44ZM43 46V47H44ZM54 46V45H53ZM59 45H57V47H58ZM70 46V45H69ZM72 46V45H71ZM83 46V45H82ZM84 46H86V45H84ZM83 46V47H84ZM95 46V45H94ZM94 46H88L89 48L90 47H94ZM248 46V47H247ZM263 46V47H262ZM5 47V46H4ZM10 47V46H9ZM21 47V46H20ZM62 47V46H61ZM78 47L80 48V45H78ZM77 46L76 47H74V48H78ZM99 47V46H98ZM106 47H107V45H106ZM106 47H103V48H105V50H106ZM110 47H112V46H109V48ZM116 47V48H117ZM183 49H182V48ZM223 47H224V45H223ZM245 48V47H247V48H245V49H242V48ZM15 48V47H14ZM40 48H42V47H40ZM40 48H39V50H40ZM60 48V47H59ZM95 48V47H94ZM93 48V49H94ZM115 48V49H116ZM125 49V48H121V49H123V51H124V49L125 50H130V49ZM180 48L183 50V51H180ZM204 48V47H203ZM212 49L214 52L211 54V49H210V54H211V56L210 57H214V58H221L222 57V59H223V55H225L226 54V52L223 50V52H224V54H223V52H222V48H220V51L222 52V54H220V52H217V53H215V49ZM218 48V47H217ZM216 48V49H217ZM262 48H263V50H262ZM4 49V48H3ZM8 49V48H7ZM16 49H19L18 47L16 48ZM43 49V48H42ZM62 49L64 50V46L62 47ZM73 49V48H72ZM85 49V48H84ZM117 49V50H118ZM149 49V50H148ZM202 49V48H201ZM1 50V49H0ZM45 50H47V49H45ZM76 50V49H75ZM74 49L72 50V51H75ZM78 50V49H77ZM76 50V51H77ZM81 50V49H80ZM79 50V51H80ZM88 50V49H87ZM97 50V49H96ZM101 50V49H100ZM99 50V51H100ZM120 50V49H119ZM230 50V49H229ZM254 50H255V52H254ZM262 50V51H261ZM2 51V50H1ZM7 51V50H6ZM5 51V52H6ZM11 51H12V49H11ZM16 51V50H15ZM44 51V50H43ZM59 51V50H58ZM57 51V52H58ZM76 51L74 52V54L76 53ZM78 51V52H79ZM95 51V50H94ZM101 51H103V50H101ZM108 51V50H107ZM114 51V50H113ZM186 52L185 54H188L187 56H188V58H185V62L184 63H182L183 61H182V59H184V57H183V54L181 53V52ZM219 51V50H218ZM258 53H257V52ZM42 52V51H41ZM52 52V51H51ZM64 52V51H63ZM78 52H77V55H75V56H77L78 57ZM85 52V51H84ZM89 52V51H88ZM91 52V51H90ZM89 52V53H90ZM96 52V51H95ZM104 52V51H103ZM115 52V51H114ZM130 52H131V50H130ZM197 52V51H196ZM195 52V53H196ZM207 52V51H206ZM40 53V52H39ZM44 53V52H43ZM59 53V52H58ZM65 54L67 53V52H64ZM63 53V54H64ZM72 53V52H71ZM79 53H82V55H84L83 54V51L81 52H79ZM99 53V52H98ZM109 53V52H108ZM121 53V56H122V54H126L125 53V51H124V53H122V51L120 52ZM120 53H119V55H120ZM179 53H181L180 54V56H182V57H180V56H177V54H179ZM208 53V52H207ZM220 55H219V54ZM1 54V53H0ZM16 54V53H15ZM23 54H20V55H22V56H19L20 57V60H25V62H21L22 64H20V65H22L21 67L23 68V69H20L21 67L18 65V67H19V69L21 70L19 73L21 74L22 72H24V70L27 68L28 69V67L27 66H25V64H26V62H30L31 61V59L32 58H30V60H29V57L27 58V57H24V55ZM47 54V53H46ZM49 54V53H48ZM56 54V53H55ZM55 54H53V55H55ZM62 54V55H63ZM64 54V55H65ZM86 54V53H85ZM92 54L94 55V53L92 52ZM96 55H97V53H95ZM100 54V53H99ZM106 54V53H105ZM112 54H113V52H112ZM116 54H118V51H117V53ZM185 54H184V56H185ZM190 54V55H189ZM199 54V53H198ZM204 54V53H203ZM217 54V55H216ZM230 54H226L225 56H229ZM11 55V54H10ZM18 55V54H17ZM17 55H15V57L17 56ZM63 55V56H64ZM68 55V54H67ZM96 55H94V56H96ZM101 55V54H100ZM114 55H115V53H114ZM118 55V56H119ZM207 55H209V54H207ZM218 55H219V57H218ZM14 56V55H13ZM26 56V55H25ZM45 56V55H44ZM49 56H50V54H49ZM56 56V55H55ZM66 56V55H65ZM87 56V55H86ZM99 56V55H98ZM110 56V55H109ZM109 56H107L106 57V55H104V57H106V58H108ZM194 56H197V54L196 55H194ZM204 56V55H203ZM202 56V57H203ZM3 57V56H2ZM1 57V58H2ZM4 57H7V56H5V54H4ZM3 57V58H4ZM18 57V58H19ZM39 57H40V55H39ZM43 57V56H42ZM42 57H41V59H42ZM46 57V56H45ZM57 57V56H56ZM70 58H71V56H69ZM68 57V58H69ZM84 57H85V55H84ZM93 57V56H92ZM103 57V58H104ZM127 57H129V58H127ZM198 57V56H197ZM230 57V56H229ZM263 57V58H262ZM10 58H11V56H10ZM17 58V57H16ZM16 59V60H19V59ZM27 58V59H26ZM35 58V57H34ZM33 58V59H34ZM59 58V57H58ZM61 58V57H60ZM67 58V60H66V62L67 61H70V63L72 62L71 61V59H68ZM81 58V55L79 56V59ZM100 58V57H99ZM109 58H111V57H109ZM108 58V59H109ZM122 58H124V57H122ZM121 57H120V59H122ZM182 58V59H181ZM194 58V57H193ZM205 58H207V56L205 57ZM204 58V59H205ZM214 58H211V60L213 61V59ZM224 58H227V57H224ZM261 58H262V60H261ZM13 59H15L14 57H13ZM44 60H45V58H43ZM52 59V58H51ZM50 59V60H51ZM66 59V58H65ZM65 59H63L62 61H63V63H64V61H65ZM74 59V58H73ZM75 59H76V57H75ZM86 59H88V57L86 58ZM85 59V60H86ZM90 59V58H89ZM94 61L96 60V59H98L97 57H96V59H94V58H92ZM101 59H102V57H101ZM107 59V61H104L103 59H102V61H100L102 64H104L105 62L107 63L109 60ZM112 59V61H113V58H111ZM118 59H119V57H118ZM117 60L116 59V62L118 61H121V60ZM191 59H192V57H191ZM195 60H196V58H194ZM200 59V58H199ZM198 59V60H199ZM203 59V58H202ZM204 59H203V61H204ZM209 60H210V58H208ZM208 59H206L207 61H208ZM233 59V61H231ZM16 60H13V61H16ZM35 60V59H34ZM61 60V59H60ZM76 60H78V59H76ZM75 60V61H76ZM81 60H82V58H81ZM81 60L79 61L80 62V64H79V66H80V68L78 69V72L80 73V72H86V71H88L87 69L89 68L88 67V65L89 64H87V66L85 65L86 64V62L87 61H82L81 62ZM115 60V59H114ZM195 60H193V61H195ZM201 60V59H200ZM199 60V61H200ZM210 60V61H211ZM220 60V59H219ZM225 60H227V59H225ZM261 60V61H260ZM8 61V60H7ZM7 61H5V62H7ZM59 61V60H58ZM57 61V64L59 63ZM61 61V62H62ZM88 61H90V60H88ZM93 61V63H91L92 61H90L89 63H91V70H92V66L93 65H95V64H99L98 62H99V60L97 61L96 60V63ZM182 61V62H181ZM191 61V60H190ZM215 61V60H214ZM217 61H218V59H217ZM216 61V62H217ZM224 61V60H223ZM228 61V60H227ZM226 61V62H227ZM0 62H3V61H1L0 60ZM12 62V61H11ZM32 63H33V60L31 61ZM40 62H43V61H40ZM47 62V61H46ZM53 62H54V60H53ZM116 62L114 61L113 63H115V67L117 68V66H116ZM182 63V65L183 66H181V63ZM201 62V61H200ZM226 62H224L225 64H226ZM4 63V62H3ZM3 63H1L0 64V67L1 66H3ZM17 63V62H16ZM52 63V62H51ZM55 63V62H54ZM62 63V64H63ZM74 63V62H73ZM76 63H77V61H76ZM95 63V64H94ZM105 63V64H106ZM111 63V62H110ZM110 63H108V65H107V68L109 67V65H111ZM189 63V62H188ZM191 64H192V61L190 62ZM189 63V64H190ZM194 63H196L197 64V62H194ZM203 63V62H202ZM205 63H208V62H205L204 61V65H205ZM217 63H220V61H218ZM216 63V64H217ZM223 63V64H224ZM17 64H19V62L17 63ZM57 64H55V66L57 65ZM61 64V65H62ZM65 65H66V63H64ZM63 64V65H64ZM93 64V65H92ZM118 64V63H117ZM119 64H121V63H119ZM191 64H190V66H191ZM224 64V65H225ZM5 65V64H4ZM7 65H9V62H8V64ZM13 65V64H12ZM14 65H15V62H14ZM13 65V66H14ZM29 65V64H28ZM36 65V64H35ZM35 65H30L31 66V68L32 69H38V68H41V63L39 64V67H38V63H37V67H35ZM70 66H72L71 64H69ZM68 64H67V66L68 67H70ZM74 65V64H73ZM121 65V66H122ZM193 65V64H192ZM203 65V66H204ZM207 65V64H206ZM205 65V66H206ZM220 65H222V64H220ZM232 65V64H231ZM6 66V65H5ZM16 66V65H15ZM67 66L65 67V68H67ZM90 66V65H89ZM98 66H100V65H98ZM102 66V65H101ZM105 66V65H104ZM123 66H122V68H123ZM194 66H199V65H194ZM201 66V65H200ZM209 66V65H208ZM213 66V65H212ZM227 66H228V64H227ZM257 66H259L258 68H257ZM8 67V66H7ZM6 67V68H7ZM17 67V66H16ZM18 67L17 68H15V70L16 71H19L18 70ZM34 67V68H33ZM44 67V66H43ZM42 67V68H43ZM94 67V66H93ZM95 67H97L96 65H95ZM112 67V66H111ZM120 67V66H119ZM129 67V66H128ZM183 69H182V68ZM202 67V66H201ZM201 67H200V69H201ZM225 67V66H224ZM228 67H231L232 68V66H228ZM234 67V66H233ZM236 67H234L235 69H237ZM262 67V69L264 68V66H261ZM71 68V67H70ZM75 68V67H74ZM98 69H97V71L99 70V67H97ZM101 68V67H100ZM104 68H106V66L104 67ZM106 68V69H107ZM203 68V67H202ZM206 68H208V67H205V69ZM227 68V67H226ZM233 68V70H235ZM14 70V68H12L11 67V70ZM26 69V70H27ZM32 69H29V71L30 70H32ZM44 69V68H43ZM56 69V68H55ZM61 69V68H60ZM59 69V70H60ZM72 69V68H71ZM71 69H69V70H71ZM90 69H89V71H90ZM103 69V68H102ZM241 69V70H240ZM254 69V70H253ZM256 69V70H255ZM258 69V70H257ZM3 70H4V68H3ZM25 70V71H26ZM54 70V69H53ZM58 70V71H59ZM67 70V69H66ZM65 70V71H66ZM75 70H77V68H75ZM95 70H96V68H95ZM94 69H93V71H95ZM104 71H105V69H103ZM115 70H117V69H115ZM121 70H123V69H121ZM167 70V71H166ZM184 70V71H183ZM203 70V69H202ZM223 71L225 70L226 71V69L224 68V69H222ZM231 70V69H230ZM29 71H28V73H29ZM32 71H34V70H32ZM54 71H56V70H54ZM53 71V72H54ZM61 71V70H60ZM97 71H95L96 73H97ZM100 71V73H104V71H101V70H99ZM173 72V74H172V76H169L170 74V72ZM186 71V72H187ZM228 71V70H227ZM237 71L238 70H236V73H237ZM2 72V71H1ZM13 72H15V71H13ZM27 72V71H26ZM37 72V71H36ZM34 73V74H32V72L30 71V73L33 75V77L34 76H36L35 74H37V73ZM44 72V71H43ZM57 72V71H56ZM69 71H67L66 73H64V75L65 74H67ZM76 72V71H75ZM75 72H71L70 74H73V73H75ZM77 72V73H78ZM83 72H82V75H81V73L80 74H76V75H74V76H71L70 78H69V76H68V78H66V80L67 79H70V80H68V81H66V82H69V81H73V85L76 83V81L75 80H73V77L74 78H76L77 77V75H81V78L80 79H82V77L84 76V77H88V74L90 73H85L84 72V74H83ZM92 72V71H91ZM117 72V71H116ZM171 72V73H172ZM199 72V71H198ZM201 72V71H200ZM203 72V71H202ZM201 72V73H202ZM228 72H230V71H228ZM235 71H232V73H234ZM261 72H262V70H261ZM3 73V72H2ZM10 73V71L8 72V74ZM29 73V74H30ZM42 72H41V70H40V73L39 74H41ZM62 74H63V70H62V72H61ZM99 73V72H98ZM99 73V75H97V76H100L101 74ZM119 73V72H118ZM196 73V72H195ZM255 73V74H254ZM259 73H260V71L258 72V75H259ZM264 73V72H263ZM4 74V73H3ZM2 74V75H3ZM11 74H12V71H11ZM13 74H15V73H13ZM22 74H24L25 75V73H22ZM21 74V75H22ZM43 74V73H42ZM56 74V73H55ZM60 74V73H59ZM87 74V75H86ZM93 74V73H92ZM92 74H89V76L91 75L92 76ZM185 74V73H184ZM197 74V73H196ZM203 74H205V73H203ZM237 74H239V73H237ZM16 75V74H15ZM13 76V79H15L16 80V78H18L17 76ZM31 75V76H32ZM46 75V74H45ZM52 75H54V73L52 74ZM58 75V74H57ZM64 75H59L60 77H59V79L60 78H62V77H66V75L64 76ZM103 75V74H102ZM101 75V76H102ZM225 75V74H224ZM223 75V76H224ZM233 75V74H232ZM234 75H236V74H234ZM4 76H5V74H4ZM6 76H8V75H6ZM44 76V75H43ZM55 76V75H54ZM91 76H90V78H89V80L91 79ZM109 76V75H108ZM112 76H113V74H112ZM185 76V75H184ZM192 76V75H191ZM193 76H195V74L193 75ZM193 76L192 77H190V78H193ZM223 76H221V77H223ZM238 76V75H237ZM2 77V76H1ZM9 77V76H8ZM11 77H12V75H11ZM11 77H9V78H11ZM15 77V78H14ZM38 77V76H37ZM41 77V76H40ZM46 77V76H45ZM49 77H51V83L53 82V84H54V80L55 79H53V77L50 75ZM57 77V76H56ZM93 77V76H92ZM95 77V76H94ZM111 77V76H110ZM186 77V76H185ZM218 77V76H217ZM229 77V76H228ZM238 77H240V76H238ZM237 77V78H238ZM18 78V79H19ZM116 78V77H115ZM118 78H117V80H118ZM184 78V77H183ZM230 78V77H229ZM234 78V77H233ZM236 78V77H235ZM236 78V79H237ZM2 79V78H1ZM0 79V80H1ZM4 79H5V77H4ZM12 79V81H14ZM17 79V80H18ZM50 79V78H49ZM53 79V80H52ZM83 79H85V78H83ZM113 79V78H112ZM219 79V77L216 79V80H218ZM225 79V78H224ZM232 78H230V80H231ZM241 79V78H240ZM239 79V80H240ZM257 79V80H256ZM8 81H9V79H7ZM16 80V81H17ZM36 80H38L37 78H36ZM35 80V81H36ZM76 80L78 81L79 79H78V77L76 78ZM141 80H143V83H141L142 81ZM184 80V79H183ZM182 80V81H183ZM188 80H189V78H188ZM197 80V79H196ZM233 80V79H232ZM238 80V79H237ZM236 80V81H237ZM8 81H7V83H8ZM20 81V80H19ZM30 81V83H32ZM49 81V80H48ZM55 81H58V80H55ZM63 81V80H62ZM65 81H63V82H65ZM74 81H75V83H74ZM85 81V80H84ZM91 81V80H90ZM119 81V80H118ZM141 81V82H140ZM174 81V80H173ZM172 81V82H173ZM235 81V82H236ZM241 81V80H240ZM244 81H243V83H244ZM262 81H264V80H262ZM18 82V81H17ZM21 82V81H20ZM83 82V81H82ZM112 82V81H111ZM175 82H173L174 84H176ZM180 82V81H179ZM213 82V81H212ZM216 82V81H215ZM218 82V81H217ZM219 82H222V81H219ZM230 82V81H229ZM234 82V81H233ZM234 82V83H235ZM239 82V81H238ZM250 82V83H249ZM253 82V83H254ZM3 83V82H2ZM2 83H0V87L3 85ZM19 83V82H18ZM50 83V82H49ZM57 83H59L60 84V81H58ZM78 83V82H77ZM79 83H80V81H79ZM85 83H87V82H85ZM84 83V84H85ZM107 83V82H106ZM110 83V82H109ZM115 83V82H114ZM141 83V84H140ZM145 83V84H144ZM164 83H165V81H164ZM168 83H169V81H168ZM168 83H167V85H168ZM237 83V82H236ZM10 84V83H9ZM62 84V83H61ZM65 84V83H64ZM69 84H71L70 82H69ZM68 83H67V86L69 85ZM81 84V83H80ZM83 84V83H82ZM100 84V83H99ZM111 84V83H110ZM118 84V83H117ZM143 84V85H142ZM173 84V85H174ZM241 84V83H240ZM245 84V83H244ZM244 84H242V85H244ZM249 84H251V85H249ZM263 84V83H262ZM6 85L7 84H5V87H6ZM63 85V84H62ZM96 86H97V83L95 84ZM101 85V84H100ZM103 85H105V84H103ZM109 85V84H108ZM119 85V84H118ZM166 85V84H165ZM181 85V84H180ZM179 85V86H180ZM232 86H234L235 84H231ZM241 85V86H242ZM11 86V85H10ZM64 86V85H63ZM66 86V85H65ZM65 86H64V88H65ZM79 86V85H78ZM92 86V85H91ZM120 86H121V84H120ZM177 86H178V84H177ZM186 87H187V85H185ZM236 86V85H235ZM240 86V85H239ZM13 87V86H12ZM17 87V86H16ZM29 87V86H28ZM55 87V86H54ZM85 87V86H84ZM90 87V86H89ZM103 87V86H102ZM107 87V86H106ZM114 87V86H113ZM139 87H141V88H139ZM174 87H176V86H174ZM263 87H264V84H263ZM57 87H55V89H56ZM63 88V89H64ZM66 88H68V87H66ZM79 87H77V89H78ZM80 88H82V87H80ZM86 88V87H85ZM116 88V87H115ZM120 88V87H119ZM239 88V87H238ZM243 87H241L240 89H242ZM244 88H246V87H244ZM243 88V89H244ZM249 88V87H248ZM251 88H252V86H251ZM10 89V88H9ZM9 89L8 90H6V88H4V86L2 87V89L0 88V95H4L5 93H8V91H9ZM14 89H15V85H14ZM59 89H60V87H59ZM62 89V88H61ZM70 89V87L68 88V90H66V92L68 93V91L69 92H71V89ZM73 89V88H72ZM75 89V88H74ZM73 89V90H74ZM99 88L97 87V90H98ZM104 89V88H103ZM136 89H137V93H136ZM165 89H167L166 91L169 93V94H167V92H163V91H165ZM172 89H171V91H172ZM252 89V90H253ZM12 90V89H11ZM26 90H28V89H26ZM58 90V89H57ZM65 90V89H64ZM83 90V89H82ZM92 90V89H91ZM100 90V89H99ZM105 91L106 90H109V88L108 89H104ZM114 90V89H113ZM123 90H125L124 92H123ZM159 91L158 92V94L157 95H155L154 93L152 94V92L153 91ZM185 90V89H184ZM247 90H249V89H247ZM251 90V89H250ZM251 90V91H252ZM261 90H264V89H262L261 88ZM53 91V90H52ZM55 91V90H54ZM75 91V90H74ZM77 91H79V89L77 90ZM104 91V92H105ZM116 91V90H115ZM114 91V92H115ZM156 91V92H157ZM173 91H176V90H173ZM182 91V90H181ZM181 91H179V92H181ZM244 91H246V90H244ZM256 91H258V90H256ZM11 92V91H10ZM9 92V93H10ZM30 92V91H29ZM32 92V91H31ZM34 92V91H33ZM90 92H92V91H90ZM96 92H98V91H96ZM95 92V93H96ZM107 93H108V91H106ZM112 93H114L113 91H111ZM117 92V91H116ZM179 92H178V94H176V96L175 95H173L174 93L172 92V95H171V98L173 97V96H175V98L177 97L178 98V95H179ZM243 92V91H242ZM259 92H260V90H259ZM9 93L8 94H6V96L7 97H4V98H6V99H8V96H10L9 95ZM15 93V92H14ZM27 93V92H26ZM25 93V94H26ZM35 93V92H34ZM57 93V92H56ZM72 94H73V91L71 92ZM106 93V94H107ZM110 93V92H109ZM111 93V94H112ZM182 93V92H181ZM180 93V94H181ZM246 93V92H245ZM244 93V94H245ZM248 93V92H247ZM253 93H256L255 92V90L253 91ZM11 94V93H10ZM33 94V93H32ZM31 94V95H32ZM58 94V93H57ZM70 94V93H69ZM76 94V93H75ZM260 94V93H259ZM258 94V95H259ZM30 95V94H29ZM30 95V96H31ZM64 95V94H63ZM68 95V94H67ZM85 95V94H84ZM95 95V94H94ZM182 96L183 95H185L184 94V92H183V94H181ZM181 95H179V98L178 99H182V96ZM246 95H248V94H246ZM19 96V97H20ZM27 96V95H26ZM29 96V97H30ZM79 95H77L76 97H78ZM90 96V95H89ZM96 96H98V95H96ZM96 96H94V97H96ZM105 96V95H104ZM261 97L262 96H264V94L263 95H260ZM53 97V96H52ZM93 97V94H92V96H91V98ZM99 97V96H98ZM103 97V96H102ZM159 97V98H158ZM161 97V98H160ZM186 97H188L189 98V96L187 95ZM10 98V97H9ZM33 99H36V100H39L38 99V96L36 97V98H34V97H32ZM55 98V97H54ZM58 98V97H57ZM73 98H75V97H73ZM80 98V97H79ZM78 98V99H79ZM88 98V97H87ZM107 98H108V96H107ZM156 98H157V100H156ZM6 99H4V101L3 102H5V100ZM11 99V98H10ZM25 99V100H24ZM31 99V98H30ZM53 99V98H52ZM56 99V98H55ZM77 99V100H78ZM96 99L97 98H95V101H96ZM99 99V98H98ZM101 99V98H100ZM109 99V98H108ZM111 99V98H110ZM158 99H159V101H158ZM183 99L185 100L186 98H184L183 97ZM261 99V98H260ZM29 99H27V101H25L26 103L27 102H30V104L32 103L31 102V100H29ZM43 100H45V99H43ZM81 100H82V98H81ZM93 100V99H92ZM102 100V99H101ZM105 100V99H104ZM156 100V101H155ZM174 100V101H173ZM177 100V99H176ZM187 101H188V99H186ZM40 101V100H39ZM46 101V100H45ZM45 101H40V102H45ZM50 102H51V99L49 100ZM78 101H80V100H78ZM91 101V100H90ZM89 100L87 101V102H90ZM107 101V100H106ZM106 101H104L105 103H106ZM169 101H170V103H169ZM174 102V104H173V102ZM177 101H179V100H177ZM264 101V100H263ZM6 102H8V101H6ZM59 102H60V100H59ZM76 102V101H75ZM83 102V101H82ZM171 102H172V104H171ZM183 102V101H182ZM190 102V101H189ZM37 104H38V102H36ZM35 103V104H36ZM47 103V102H46ZM53 103H55V102H53ZM53 103H50V104H53ZM78 103V102H77ZM80 103V102H79ZM86 103V102H85ZM90 103H92V108H93V105H94V108L97 106H95V104L93 103V102H90ZM96 103V102H95ZM98 103V102H97ZM161 105H160V104ZM187 103V102H186ZM22 104H24V102L22 103ZM28 104V103H27ZM30 104H28L29 105V108L28 109H30ZM36 104V105H37ZM43 105H44V103H42ZM56 104V103H55ZM172 105L171 107L169 106V105ZM182 105L184 104V103H181ZM261 104H263V103H261ZM32 105H34V103L32 104ZM41 105V104H40ZM39 105V106H40ZM83 105V104H82ZM85 105V104H84ZM89 105V104H88ZM105 105V104H104ZM107 105V104H106ZM109 105V106H110ZM179 105V104H178ZM258 105V104H257ZM3 106V107H2ZM7 107V108H4V107ZM27 106V105H26ZM38 106V105H37ZM52 105H50V107H51ZM81 106V105H80ZM90 106V107H91ZM109 106H105L106 108H108ZM155 106H159L158 107V110H157V108H154ZM166 106L167 107H169L168 109L166 108ZM185 107H187V104L186 105H184ZM264 106V105H263ZM14 107V108H13ZM32 108L34 107V106H31ZM47 107H48V105H47ZM47 107L44 109V110H46L47 109ZM57 107H58V103H57ZM89 107V106H88ZM101 107V106H100ZM103 107V109H104V106H102ZM177 107V106H176ZM179 107V106H178ZM2 108V109H1ZM35 108H36V106H35ZM34 108V109H35ZM42 108V107H41ZM40 108V109H41ZM56 108V107H55ZM59 108H60V106H59ZM113 108V109H112ZM189 108V107H188ZM187 108V109H188ZM262 108V107H261ZM15 109V110H14ZM27 109V110H28ZM51 109V108H50ZM54 109V108H53ZM87 109V108H86ZM96 109H97V107H96ZM99 110H100V108H98ZM161 109H163V107H161ZM160 109V110H161ZM263 109H264V107H263ZM23 110H25V111H23ZM36 110H38V109H36ZM42 110V109H41ZM89 110V109H88ZM92 110V109H91ZM101 110H102V108H101ZM108 110V109H107ZM227 110H229V109H227ZM231 110V109H230ZM16 111V112H17ZM28 111H30V113H32V111H33V109H32V111L31 110H28ZM49 111V110H48ZM56 111V110H55ZM55 111H54V113H55ZM188 111V110H187ZM233 111V110H232ZM235 111V110H234ZM34 112H35V110L33 111V113L32 114H34ZM37 112V111H36ZM51 112H52V110H51ZM95 112V111H94ZM97 112V111H96ZM95 112V114H98V113H96ZM99 112V111H98ZM227 112H229V111H227ZM27 113V112H26ZM30 113H29V115H30ZM38 113V112H37ZM41 113H43L44 114V112H41ZM41 113H39V115L41 114ZM54 113L52 114V116L54 115ZM158 113V112H157ZM163 113V112H162ZM231 113V112H230ZM235 113V112H234ZM22 114V115H23ZM94 114V115H95ZM159 114V113H158ZM164 115V119L163 120H165V122H166V118H165V116H167V115ZM46 115H47V112H46ZM49 115V114H48ZM136 115V116H135ZM224 116L226 115V114H223ZM222 115V116H223ZM6 117V122L4 121V118ZM27 116V115H26ZM44 115H42V117H43ZM135 118H134V117ZM229 116V115H228ZM262 116V119H263V115H261ZM29 117V116H28ZM69 117V118H68ZM163 117V116H162ZM230 117V116H229ZM229 117H228V119H229ZM241 117V116H240ZM22 118H24L23 116H22ZM71 118H73L72 120V122L71 123H73V124H71L70 123V121H71ZM96 118V117H95ZM130 118V119H129ZM134 118V120L135 119H137L139 122H140V124H139V122L137 123L136 122V120L134 121V120H132ZM223 118V117H222ZM238 118V117H237ZM242 118V121H244L243 120V118H244V116L243 117H241ZM241 118H238L239 119V121H238V123H234L235 125H237L238 126V124H239V122H241L240 120H241ZM246 118H247V116H246ZM26 119V118H25ZM34 119H36V121L34 120ZM51 119H53V118H51ZM50 119V120H51ZM57 119H59V120H57ZM129 119V120H128ZM184 119L186 120V121H184ZM227 119V118H226ZM235 119V118H234ZM233 119V120H234ZM7 120L9 121V122H7ZM28 120L30 121V122H28ZM61 120V121H60ZM94 120V119H93ZM100 120H102V119H100ZM100 120H98V122H100ZM102 120V121H103ZM133 122H136L137 123V129H136V127L134 128V126H135V123H134V126H133V128L131 129L130 127V129H131V131H130V134L132 135V136H130V138H133L132 140H134V141H132V140H130V141H132V142H130L131 144H133L134 142H136V148H134V150H132V148H130L127 152L125 151V152H122V150H121V148L123 149V146L124 145H122V147L121 148H116V147H119L120 145H119V141H120V139H122V137L121 136H123L122 135V133L124 132V135L125 134H128V130L126 131V126H128V125H131L132 126V123H131V121ZM161 120V119H160ZM168 120V119H167ZM220 120V119H219ZM222 120H224V119H222ZM232 120V121H233ZM261 120V119H260ZM27 121V122H26ZM97 121V120H96ZM162 121V120H161ZM192 121V120H191ZM217 121V120H216ZM263 121V120H262ZM3 122H5V123H3ZM38 122V123H37ZM53 122V121H52ZM51 122V123H52ZM97 122V123H98ZM169 122V121H168ZM218 122V121H217ZM226 122H228V121H225V123ZM234 122H236V121H234ZM7 123H10V124H8L7 125ZM13 123V124H12ZM60 123V124H59ZM69 123H70V128H71V126H72V130H70V128H69ZM146 123V124H145ZM188 123V124H187ZM219 123V122H218ZM225 123H224V121H223V123H221L222 125H225ZM232 123V122H231ZM230 123V124H231ZM262 123V122H261ZM35 124H37V126H38V128L37 129H39V131L38 130H36V126L34 127V125ZM53 124V123H52ZM62 124V125H63ZM78 123H76V124H74V127L77 125ZM100 124H102V123H100ZM139 124V125H138ZM215 124V123H214ZM228 123H226V125H227ZM230 124H228V125H230ZM40 126H41V124H39ZM81 125V124H80ZM91 125H93V124H91ZM166 125L167 126H169V123H166ZM174 124H172L171 125V127L169 126V128L171 129V130H173V132L175 131L174 129H173V126ZM225 125V127H227ZM240 125V124H239ZM264 125V124H263ZM9 126V127H8ZM83 126H84V124H83ZM89 128H91L90 127V123H89ZM95 126H97V125H95ZM141 126H145V128L143 127V128H141ZM164 126V125H163ZM173 126V127H172ZM216 126H218V125H216ZM215 126V127H216ZM231 126V125H230ZM237 126H235V127H237ZM82 127V126H81ZM86 127V126H85ZM99 127V124H98V126H97V128ZM102 127H106L104 130H101V129H103ZM224 127V126H223ZM33 128H34V130L35 131H33ZM87 128V127H86ZM88 128V129H89ZM141 128V129H140ZM168 128V127H167ZM229 128V127H228ZM232 128H234V127H232L231 126V130H232ZM260 128H262V125L260 126ZM11 129H13V128H11ZM10 129V130H11ZM99 129V128H98ZM150 129H153L152 131H150ZM169 129V130H170ZM230 129V128H229ZM229 129H227L226 128V131H228ZM9 130V131H10ZM160 130V129H159ZM162 130V129H161ZM160 130V131H161ZM164 130V129H163ZM162 130V131H163ZM168 130V131H169ZM223 131L225 130V129H222ZM40 133L41 132V134H40V136H42V140L43 141H37V140H39V136H38V138L37 139H35V136L37 137V133L38 132ZM88 131V130H87ZM92 131H90V132H92ZM101 131H104V132H101ZM160 131H158V132H160ZM165 131H166V128H165ZM217 131H218V129H217ZM226 131H225V133H226ZM11 132H12V130H11ZM14 132V131H13ZM12 132V133H13ZM125 132H127V133H125ZM173 132H172V134H173ZM222 132V131H221ZM11 133V134H12ZM39 133H38V135H39ZM78 133V134H79ZM95 133V134H96ZM98 133L100 134V135H98ZM154 133V132H153ZM162 133V132H161ZM169 133H170V131H169ZM178 133V132H177ZM264 133V132H263ZM8 134V133H7ZM53 134H55V136H57V138L55 137L54 139H53ZM57 134H58V132H57ZM74 134V133H73ZM93 134V135H92ZM160 134V133H159ZM158 134V135H159ZM164 134V135H165ZM171 134V133H170ZM169 134V135H170ZM176 134V133H175ZM222 134V133H221ZM5 135V134H4ZM45 135H47L46 134V132H45ZM44 135V136H45ZM81 135V134H80ZM153 135H155V134H153ZM163 135V134H162ZM179 135H181V134H179ZM217 135H219L218 134V132H217ZM7 136H9V134L7 135ZM7 136H5L6 138H7ZM11 136V135H10ZM11 136V139H13V137ZM62 137V139L60 140V137ZM149 136V135H148ZM174 136V135H173ZM177 135H175V137H176ZM220 136V135H219ZM81 137V136H80ZM121 137V138H120ZM125 136H123V138H124ZM162 138H163V136H161ZM32 138H33V141H32V143L33 144H31V140H32ZM125 138H129V135H128V137L126 136ZM155 138V137H154ZM161 138V139H162ZM170 138V139H169ZM178 138H180V137H178ZM15 139V138H14ZM60 140L61 142H58L57 140ZM82 139V140H83ZM89 139H91V140H89ZM151 139V138H150ZM153 139V138H152ZM174 139H176V138H174ZM9 140V139H8ZM30 140V141H29ZM40 140H41V138H40ZM128 140V139H127ZM173 140V139H172ZM14 141H16V140H14ZM13 141V142H14ZM24 141H25V143H24ZM27 141V142H26ZM28 141H29V143H28ZM122 141H123V139H122ZM177 141V140H176ZM175 141V142H176ZM38 142V143H37ZM43 142V143H42ZM58 142V143H57ZM108 142H111L110 143V145L108 146L107 145V143ZM124 142V141H123ZM123 142H121V144L123 143ZM171 142V143H170ZM202 143H203V141H201ZM39 143L40 144H42V146L40 145V146H37V144L39 145ZM117 143H118V145L119 146H115V144L117 145ZM128 143V142H127ZM201 143V144H202ZM11 145H12V143H11ZM114 145V146H113ZM130 145V144H129ZM128 145V146H129ZM134 145V146H135ZM169 145V146H170ZM197 145V144H196ZM195 145V146H196ZM199 145V144H198ZM125 146H127V145H125ZM131 146V145H130ZM10 147V146H9ZM41 147H43V148H41ZM171 147V146H170ZM15 148H13L14 150H15ZM127 148V147H126ZM125 148V149H126ZM169 148V147H168ZM10 149V148H9ZM39 149H42L41 151H39ZM117 149H119V151L117 150ZM128 149V148H127ZM194 149V148H193ZM200 149H202L201 147L199 148V150ZM232 149H234V148H232ZM236 149V148H235ZM7 150V149H6ZM121 150V151H120ZM166 150H168L167 148H166ZM191 149H189V151H190ZM8 151V150H7ZM201 151V150H200ZM40 152V153H39ZM46 152V153H47ZM145 152H147V153H145ZM148 152L150 153V155L148 154ZM194 152V151H193ZM45 153V154H46ZM65 153V154H64ZM148 154L147 156H152V160H150V163H151V161H153L154 163H156L157 164V168H155V169H158V168H160V170L162 169V168H164V167H167V169L165 168L164 169V171L165 172H167V174H169V175H164V176H160L158 173H160V171L156 174V172H155V175H150V174H148V173H146V172H144V171H137L138 170V168H140L139 167V165L141 164L142 165V163H143V161H144V164H145V160H147L146 159V157H145V159H144V157L142 156L143 154ZM166 153V152H165ZM68 154V155H67ZM70 154V155H69ZM187 154L188 155H190V153H188L187 152ZM192 154V153H191ZM199 154H200V152H199ZM48 154L47 155H45V157L46 156H49ZM172 154H170V156H171ZM14 156V155H13ZM42 156V155H41ZM43 156H44V154H43ZM42 156V157H43ZM56 157H58L57 155H55ZM140 156V157H139ZM1 157V156H0ZM15 157H16V155H15ZM15 157H13L12 159H13V161H11L12 162V165L13 164H15V170L17 169V164L16 163H18V162H20L21 160H19L18 162H16L15 163V160H14V158ZM42 157H41V161H43L42 160ZM137 157V158H136ZM138 157H139V160H140V158L142 157L143 159H141V162L142 163H138V168H136L135 167V165H132V163L131 162H133V164H134V159L133 158H136L137 159V161H138ZM196 157V156H195ZM17 158H20V157H17ZM149 158L150 157H148V160H149ZM187 158V157H186ZM189 158V157H188ZM188 158H187V160H188ZM197 158H199V157H197ZM58 159V158H57ZM174 159V158H173ZM190 159V158H189ZM17 160V159H16ZM45 160V159H44ZM53 160V159H52ZM50 161V163H52L53 161ZM147 160V163L146 164H149V161ZM1 161V160H0ZM48 161V160H47ZM47 161H45V163L47 162ZM137 161H135V162H137ZM199 160L197 159V162H198ZM4 162V161H3ZM58 162V161H57ZM153 162H152V164H149L148 166H150L149 168L147 167V165H144L146 168H148V170L150 169V171H151V168H152V165H153ZM172 162V163H171ZM186 162V161H185ZM188 162V161H187ZM186 162V163H187ZM196 162V161H195ZM196 162V163H197ZM200 162V161H199ZM38 163H41V162H39L38 161ZM55 163H56V161L55 162H53V164L55 165ZM179 163V164H178ZM185 163V164H186ZM194 163V162H193ZM195 163V164H196ZM4 164V163H3ZM27 164H29V163H27ZM31 164V163H30ZM37 164V163H36ZM60 164V165H59ZM194 164V166H196L197 168H195V167H190L188 170L190 171L191 169H197V171H194L193 170V173L195 172H198V171H201L202 172V166L200 165H198V164H196L195 165ZM199 164H201V163H199ZM41 165H42V163H41ZM46 165V164H45ZM45 165H43V166H45ZM48 165V164H47ZM51 166H52V164H50ZM198 165V166H197ZM2 166V165H1ZM28 165H24V167L22 166V168H23V170H24V173L23 174H25L26 175V173H27V175H28V177H29V175H31V173L32 172H30L29 171V169L30 168H28L27 167ZM40 166V167H39ZM143 165L141 166V170H143L145 167H144ZM154 166H155V164H154ZM153 166V167H154ZM160 166V167H159ZM168 166H169V168H168ZM183 166H184V163H183ZM186 166H187V168H188V164H186ZM5 167V166H4ZM13 168H14V166H12ZM27 167V168H26ZM53 167V166H52ZM142 167H143V169H142ZM162 167V168H161ZM199 167L201 168V169H199ZM40 168V169H39ZM46 168V167H45ZM51 168V167H50ZM179 168V169H178ZM3 169V168H2ZM1 169V170H2ZM5 169H6V167H5ZM20 169V168H19ZM53 169V168H52ZM137 169V170H136ZM154 169V170H155ZM199 169V170H198ZM0 170V171H1ZM4 170V169H3ZM2 170V171H3ZM49 169L48 168H46V171H48ZM51 170V169H50ZM49 170V171H50ZM55 170V169H54ZM186 170V171H185ZM204 171H206V172H210L211 173V171H207L206 170V168L205 169H203ZM2 171H1V173H2ZM34 171H35V168H34ZM100 171V173H98ZM147 171V170H146ZM183 171V172H182ZM192 171V170H191ZM41 172V173H40ZM54 171H52L51 173H48L52 178H53V176L51 175L52 173H53ZM116 172L117 173H119V175H117L116 174ZM148 172V171H147ZM162 172V171H161ZM165 172H162V173H165ZM200 172V173H201ZM206 172H203L204 173V175L202 176V174H199V176L200 177H204L206 174H208L209 175V173H206ZM39 173H40V175H39ZM44 173H45V171H44ZM63 173V175H61ZM98 173V174H97ZM149 173H151V172H149ZM193 173L192 172H190L189 173V177H193V178H191V180L192 179H194L195 178V181H196V177L198 176L197 174H196V176L194 177V175H193ZM199 173V172H198ZM206 173V174H205ZM215 173V172H214ZM213 173V174H214ZM33 173H32V175H34ZM48 174H47V176H48ZM53 174V175H54ZM148 174V175H147ZM187 175H188V173H186ZM192 174V175H191ZM5 174L4 173H2V176L0 175V179H4V177H6V176H4ZM25 175H24V179L26 178V183L28 184V185H30L29 183H28V179H27V176L25 177ZM31 175V176H32ZM150 175V176H149ZM185 175V176H184ZM191 175V176H190ZM208 175H206L204 178L205 179H208ZM216 175H217V173H216ZM216 175H214V176H216ZM30 176V178H31V180H32V177ZM57 176V175H56ZM149 176V177H148ZM166 176V177H165ZM199 176L197 177V179L199 180V179H201V178H199ZM212 176V174H210L209 175V177H211ZM42 177V178H41ZM50 177V178H51ZM188 177V181H187V184H188V182H189V184L191 183V181L189 180L190 178ZM213 177V176H212ZM211 177V179H213ZM20 178H22V177H20ZM23 178L22 179H19V180H22V183L25 181H23ZM29 178V179H30ZM41 178V179H40ZM48 178V177H47ZM146 178H148V180L146 179ZM151 178H152V180H151ZM203 178V179H204ZM38 179H40V180H38ZM145 179L147 180V181H145ZM151 181H150V180ZM186 179H187V177H186ZM210 179V178H209ZM264 178H262L261 180H263ZM11 180V179H10ZM12 180H14V179H12ZM17 177H15V181H14V183H16L17 181ZM54 180H56V179H54ZM196 181L197 183L200 181ZM3 181V180H2ZM46 181H45V183H46ZM53 181V180H52ZM57 181V180H56ZM144 181H145V183L146 184H148L149 182L148 181H150V184H148L147 186H144L145 184H144ZM194 181V180H193ZM8 182V181H7ZM32 182V184L33 185H35L34 183ZM57 182V183H58ZM186 182V181H185ZM263 182V185L261 184V186H262V189L264 190V180L262 181ZM25 183V182H24ZM153 184V186H152V184ZM196 183V184H197ZM260 183H261V181H260ZM47 184V183H46ZM4 185H2L1 184V186H4ZM17 185V184H16ZM42 185H44V183L42 184ZM58 185V184H57ZM191 185V184H190ZM190 185H188L189 187H188V190L190 191L191 190V194H192V192H193V190L194 189H196V190H194L195 192H197V190L199 189V186H197L196 185V187H193V183H192V186H191V189H190ZM198 185H200V184H198ZM0 186V187H1ZM31 186V185H30ZM47 186V185H46ZM152 186V187H151ZM194 186H195V184H194ZM33 187V186H32ZM147 187H148V189H147ZM157 187V188H156ZM198 187V188H197ZM201 187V186H200ZM151 188H153L152 190H155V192L154 191H152L151 190ZM155 188V189H154ZM165 188H166V190H167V192H168V195L167 194H164L163 193V191H161V190H165ZM143 189V190H142ZM228 189V188H227ZM261 189V190H262ZM5 190H7V189H5ZM131 191V194H132V192H134L136 195L138 194V193H140V195L142 194H144V192H147V194L148 193H150V198L152 197V199H150V200H146L147 198H149V197H147V195H146V193L144 194V198L145 197H147V198H145L144 199V201H145V205H144V207L146 208L147 206H148V204H149V206L147 207L148 209H149V211H151L152 209V211L154 212H152L153 214H156L155 213V205L157 204V203H159L160 202V200H157V198L156 197H158L159 195H160V192H158V190L159 191H161V194L163 193V195H165V197L167 196L168 198L167 199H165L164 201H167L168 203H166L165 202V205L167 206V208H169L168 210V212H167V214L166 215H162V216H160L159 217V215L162 213V211L160 212V214L158 215V217H154V220L152 219V221L151 222H154V224L153 225H157V227L159 226V227H163L164 228V225L165 226H174V227H172L173 229H174V231L172 232L173 234V236H172V239L171 240H169L168 238V240L169 241H163V239L162 238H156V237H152V234L153 233H155V231L156 230H158L156 227V229H154L155 231L150 235V237L148 236V238H150L149 240H147V239H145V241H144V238H143V236H142V234H143V232L145 231V229H141L142 228V226L140 225V229L141 230H144L143 232L142 231H139V230H137V229H139L138 227V225H137V223L140 221V219L141 218H143V216L141 215L142 213L141 212H139V210H136V209H138L136 206V209H133V206H132V204H134V203H131V200L134 202V200H135V197L132 199H130V201H129V199H127V198H129V197H133V195H128L127 194V192H130ZM141 190V191H140ZM149 190V191H148ZM182 190V189H181ZM184 190L183 191H181V192H183L184 193ZM234 190H236V191H234V192H236V193H239L238 195H240V192L241 191H238L237 192V188L236 189H234ZM7 191H9V190H7ZM15 191H14V193H15ZM22 191V190H21ZM49 191H51V193L49 192ZM55 191H56V189H55ZM47 192H49L50 193V196L49 195H46V193ZM153 192H154V194H153ZM158 192V193H157ZM232 192V191H231ZM264 192V191H263ZM8 193V192H7ZM34 193L32 194L33 195V197L35 196L34 195ZM40 193V194H39ZM48 193V194H49ZM165 193H166V191H165ZM216 193V192H215ZM218 193V192H217ZM216 193V194H217ZM52 194V195H51ZM54 194V195H53ZM135 194H134V196H135ZM157 194H159L158 196H156ZM194 194H196L195 196H194ZM200 194V193H199ZM198 194V195H199ZM203 193H201L200 195H202ZM213 194V193H212ZM216 194H214V195H216ZM223 193H221V195H222ZM243 194V193H242ZM29 195V194H28ZM31 194H30V196H32ZM125 195H127V196H125ZM139 195V194H138ZM137 195V196H138ZM138 196V198H139V203H140V197L141 196ZM146 195V196H145ZM149 195V194H148ZM153 195V196H152ZM186 195H188V196H186ZM199 195V196H200ZM238 195H236L235 194V196H236V198L237 197H239ZM244 195V194H243ZM8 196V195H7ZM22 196V195H21ZM25 196H27V194H25ZM37 196V195H36ZM35 196V197H36ZM52 196H54L50 201H52V202H49V199L52 197ZM156 196V197H155ZM199 196H196L197 198L196 199H198V198H200V200H201V197H199ZM202 196H204V195H202ZM212 197H213V195H211ZM216 196H218V194L216 195ZM223 196V195H222ZM126 197V198H125ZM154 197V198H153ZM160 197H161V195H160ZM211 197V198H212ZM219 197H220V195H219ZM230 197V196H229ZM241 197V199H242V196H240ZM159 198V197H158ZM203 198V197H202ZM203 198V199H204ZM217 198V197H216ZM235 198V197H234ZM11 199V198H10ZM14 199V198H13ZM12 199V200H13ZM142 199V198H141ZM196 199H194V203H196ZM202 199V200H203ZM232 199V198H231ZM262 199V200H261ZM261 199L260 198H258V200H260V201H257V200H255V202L254 203H256L257 204V202H258V205H260L261 204V202H263V206H264V195H263V198H262V196H261ZM8 202H7V201ZM108 200H110L111 202L112 201H114V202H112V203H114L117 207L116 208H112V206H110V203H109V206H110V208L109 209H111V210H108L107 211V209H105L104 207V205H105V203L106 202H110V201H108ZM199 200V201H200ZM216 200V199H215ZM238 200H239V198H238ZM135 201H137V200H135ZM164 201H161L160 203H162V202H164ZM211 201H213V199L211 200ZM211 201H209V202H211ZM230 201H232V200H230ZM236 203H238V201H237V199L236 200H234ZM254 201V200H253ZM252 201V202H253ZM42 202H44V203H42ZM141 202H143V200H141ZM192 202V201H191ZM40 203H42V204H40ZM138 203V202H137ZM159 203V204H160ZM213 203V202H212ZM260 203V204H259ZM114 204H112L113 205V207H115L114 206ZM144 203H142V204H137V205H140L141 207H143L142 205H143ZM153 204H154V206H153ZM158 204V205H159ZM205 204V203H204ZM210 204V203H209ZM135 205H136V203H135ZM169 205V206H168ZM192 205H194V204H192ZM200 205V206H201ZM222 205V204H221ZM257 205V206H258ZM262 205V204H261ZM45 206V207H44ZM162 206V205H161ZM161 206H158V207H161ZM166 206H164V207H166ZM189 206H191L192 208H190ZM213 206H214V203H213ZM215 206H217V203H215ZM263 206L261 207H257L259 210L261 209V208H263ZM154 207V208H153ZM188 207H189V209H188ZM205 207V208H206ZM140 208V207H139ZM157 208V207H156ZM51 209H52V211H51ZM58 209V210H57ZM113 209V210H112ZM142 209V208H141ZM140 209V210H141ZM151 209V210H150ZM166 209V208H165ZM172 209V210H171ZM258 209H256V210H258ZM28 210V211H27ZM48 210H50V211H48ZM57 210V212H55ZM136 210V211H135ZM144 210V209H143ZM142 210V211H143ZM162 210V209H161ZM24 211H27V213L26 212H24ZM64 211V212H63ZM138 211V212H137ZM158 211H159V209H158ZM164 211H166V210H164ZM172 211H175L176 213H174L173 215H175V214H177V216H178V214H179V216L180 215H182V217H180V219H179V216H178V220H177V216L175 215V217H172L171 215H170V213L172 212ZM199 211V212H198ZM261 211H262V209H261ZM21 212H23L24 213V216H25V213L27 214V217H25V218H27L28 219V221H27V223H26V220H25V218H24V216L23 217H19V213H21ZM32 212H34V211H31L30 213H32ZM36 212H35V214H36ZM43 212H44V210H43ZM58 213V214H57ZM136 213H138V214H140L139 216L141 217V218H139L138 217V219H139V221H137L138 219H135V217H136ZM146 212H144V214H145ZM148 213L149 212H147L146 213V216H149L148 215ZM173 213V212H172ZM22 214V213H21ZM33 214V213H32ZM61 214H63V215H61ZM137 214V215H138ZM143 214V215H144ZM31 215V214H30ZM190 215V216H189ZM199 215V216H200ZM210 215H211V213H210ZM244 216L243 217H241V218H243L244 219V217H246L245 216V214H243ZM37 216L38 217H40V218H37ZM145 216V217H146ZM151 216H153V215H150V218H151ZM187 216H189V218H187ZM198 215H196V217H197ZM18 217H19V220H17L18 219ZM33 217H34V214H33ZM33 217H31L32 219L31 220H33ZM209 217V216H208ZM247 217H248V215H247ZM176 218V219H175ZM192 218V217H191ZM202 218V217H201ZM201 218L200 219H198L199 220V222H200V220H201ZM216 218V217H215ZM218 218L220 219V216H218ZM147 219H148V217H147ZM146 219V220H147ZM212 219H214V217L212 218ZM232 218H230V219H228V217H221V220L219 221V225H218V223H217V225H218V229L220 228L221 230H227L226 232H230L231 231V229H232V226L234 227V229H232V231L233 230H235V229H241L242 230V232H241V234H247L248 236H246V235H244V236H241V238L242 239H240V240H242V245H240L239 244V247H236L237 245H233V246H231V245H228V243H229V239H227L228 240V242H227V245L228 246H224L223 244L222 245H218L219 243H222V242H220V240H219V238H217L218 240H219V242H218V244H217V242H215L214 243V241H210V240H206V241H202L203 242V244L202 245H204L207 249H209L210 248V252H211V247L213 248V247H215V248H219V249H217L218 250V252L220 251V256H222L223 255V257H225L228 253H230V254H232V256H234L235 257V254H237V255H239L240 256V262H237V264H246V261H248V259L249 258H251V256L254 258V255L255 256H257V254L258 253H261V250H259V248H258V241H257V236L259 235L258 233V235L256 236V234L254 235V233H256V231H254L255 229L253 228V234H251V232H250V237H249V234L247 233L248 232V230H250L251 231V225L252 224H256V223H253V221L252 220H250V222L252 221V224L251 223H248V220H247V222H245L243 219L241 220L240 218H238V216H237V219H235V220H231ZM30 220V221H31ZM135 220V221H134ZM143 221L145 220V218H143L142 219ZM210 220V222L212 221L211 219H209ZM40 221V223L41 224H43L42 222ZM155 221H156V224H155ZM215 221V220H214ZM213 221V222H214ZM37 222V221H36ZM135 222H137V223H135ZM141 222V221H140ZM177 222H179V224H176ZM204 222H206L205 220H204V218H203V223ZM208 222V221H207ZM215 222H218V219L215 221ZM128 223H130V224H132V225H130V227H128L129 225H128ZM135 223V224H134ZM202 222H201V226H202V224H203ZM29 224V223H28ZM39 224V223H38ZM139 224V223H138ZM144 224V223H143ZM150 224V225H149ZM175 224V225H174ZM214 224V223H213ZM31 225H33V223H31ZM145 225H148L149 227H151V223L149 222L148 223V221L146 222V224ZM144 225V226H145ZM205 225H206V223H205ZM215 225H216V223H215ZM246 225V226H245ZM254 225H252V226H254ZM40 228H41V226L42 225H38ZM44 226H45V224H44ZM44 226H42V227H44ZM143 226V227H144ZM147 226V227H148ZM171 226L170 227H168L169 228V230L171 231ZM204 226V225H203ZM212 226H214V225H212ZM257 227H259L258 225H256ZM256 226H254L255 228H256ZM148 227V228H149ZM158 227V228H159ZM177 227L179 228V230L177 229ZM215 227V226H214ZM261 227V226H260ZM151 228H153V227H151ZM171 228V229H170ZM203 228V227H202ZM205 228H206V226H205ZM211 228V227H210ZM215 228H217V226L215 227ZM46 229H47V227H46ZM161 229V228H160ZM208 231H209V228H206ZM214 228H211V230L212 231H214L213 230ZM218 229H215L216 231L218 230ZM36 230V229H35ZM148 230V229H147ZM256 230H258V229H256ZM33 231V232H32ZM53 232V233H57V232ZM149 231H151V229L149 230ZM153 231V230H152ZM161 231H163V230H161ZM204 231V230H203ZM219 231V230H218ZM236 231V230H235ZM259 231H261V229L259 230ZM142 232V233H141ZM200 232V231H199ZM211 231H209V233H210ZM240 232V231H239ZM258 232V231H257ZM141 233V234H140ZM148 234H150V232H147ZM147 233H145V236L147 237ZM213 233V232H212ZM54 234V235H55ZM147 234V235H146ZM214 234H215V232H214ZM213 234V235H214ZM240 234V235H241ZM144 235V234H143ZM167 235V234H166ZM210 235L211 234H209V237H210ZM144 236V237H145ZM37 237V236H36ZM63 237H64V239H63ZM212 238H214V237H217V235L215 234L214 236H211ZM249 237V238H248ZM67 239V240H66ZM162 239V240H161ZM216 239V238H215ZM216 239V240H217ZM38 240V239H37ZM66 240V241H65ZM203 240V239H202ZM217 240V241H218ZM239 240V239H238ZM40 241V240H39ZM57 241V240H56ZM249 241V242H248ZM67 242V243H68ZM166 242V243H165ZM211 242H212V245H213V243L216 245H218L219 247H216V246H211ZM224 242H226V240H224ZM238 242H241V241H238ZM60 243V242H59ZM55 244H56V242H55ZM64 244V243H63ZM225 244V243H224ZM230 244H231V242H230ZM68 245V244H67ZM49 246H51V248L49 247ZM55 246H57V245H55ZM54 246V247H55ZM59 246V245H58ZM57 246V247H58ZM62 246V245H61ZM161 246H165L164 247V249H166L165 250V252H166V254H164L165 256V260H164V258L162 259L161 258V256H158V254H159V251H157V248L158 247H161ZM197 246V245H196ZM224 246V247H223ZM28 249H27V248ZM65 247H67L66 245H65ZM199 247V246H198ZM202 246H201V244H200V248H201ZM70 248V247H69ZM203 248V247H202ZM69 250V249H68ZM114 250V252L115 253H112V251ZM215 250V249H214ZM224 252H223V251ZM28 251V252H27ZM56 251H57V249H56ZM198 251V250H197ZM58 252V251H57ZM74 252V253H73ZM164 252V253H165ZM52 255H51V254ZM54 253V254H53ZM67 253H69V251H67ZM66 253V255H70V254H67ZM112 253V254H111ZM158 253V254H157ZM222 253V254H221ZM224 253V254H223ZM27 256H26V255ZM49 254V255H48ZM74 254V255H73ZM205 253H203V249L202 250H199L198 251V253H196V255H195V257L196 258H194V259H196L195 261L197 262L196 264H228L225 260H223L224 262L223 263H221L219 260H218V258L215 260H213V262L214 263H211L212 261H210V258H208V256H206V255H204ZM212 254V253H211ZM71 255L70 256H68V257H71ZM160 255V254H159ZM225 255V256H224ZM115 256V257H114ZM260 256V255H259ZM234 257H231V260H230V262H232V261H237ZM222 257H220V259H221ZM253 258H252V262L250 261V262H248V264H254L255 262H254V260H253ZM256 258V257H255ZM254 258V259H255ZM258 258V257H257ZM257 258H256V263H258L259 262V260H257ZM49 259V258H48ZM51 259V258H50ZM67 259H69V258H67ZM223 259V258H222ZM225 259V258H224ZM52 260V259H51ZM190 260V259H189ZM218 260V261H217ZM227 260V259H226ZM238 260V261H239ZM27 261V262H26ZM68 261V260H67ZM194 261V262H195ZM234 261V264H236V262ZM241 261H242V263H241ZM258 261V262H257ZM229 262V263H230ZM254 262V263H253ZM263 263H264V261H262ZM262 262H260V263H262ZM69 263V262H68ZM187 263V262H186ZM188 263H189V261H188ZM193 263V262H192ZM262 263V264H263ZM28 264H30L29 262H28ZM72 264V263H71ZM233 264V263H232Z\"/></svg>",
  "mask_w": 264,
  "mask_h": 264
}]
</instances>
